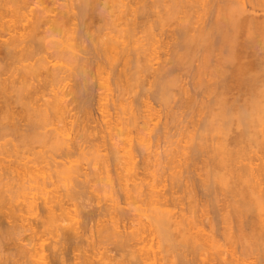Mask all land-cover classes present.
<instances>
[{"label": "rangeland", "instance_id": "374dc122", "mask_svg": "<svg viewBox=\"0 0 264 264\" xmlns=\"http://www.w3.org/2000/svg\"><path fill=\"white\" fill-rule=\"evenodd\" d=\"M69 1H71V2H69ZM75 1V2H74ZM101 1V2H100ZM146 1V2H145ZM148 1V2H147ZM154 0H144V3H143V7H140L138 10L140 11V13H139V11H137L136 13L137 14H135V18H140L141 19V21H139V22H141V23H139V24H137L138 26V30L136 29V31L135 32H137L138 31V33L137 34H134L136 37V39L133 37V39L131 40V42H132V45L134 44L133 43V41H135V42H137V44L139 45V46H141V44H143V46H142V49L140 48H137L138 50H136V52H133V51H135V50H133V49H135L136 47H135V45L134 46H132V45H130L129 46V48L130 47H132V50H130V53H131V51H132V53H131V56L133 57H131V56H129V54L127 55V57H130V59H129V63L127 62V60L126 59H122V58H127V57H124V56H126V55H124L123 56V53H119L120 55H121V57H119L120 55L119 54H117V56L118 57H116V56H113L114 55V53H113V55L110 53V52H108L107 50L105 51V49H102L103 48V46L100 44L101 42V40H98L100 37V39H102V37L104 36V38H106V35H104L105 33H106V31L107 32H112V34L113 33H119L118 32V30H119V26L117 27L115 24H113L112 22H110V19H111V21H112V18H113V16H110L112 13H113V11H114V13L116 14V12L117 11H115L116 9L114 8L115 6H114V4L112 5V2H111V4H109L110 2H109V0H99V1H96L97 2V4L95 3V5H97V6H95V5H89V10H90V6L91 7H93L92 9V11L90 10H87L88 9V7H87V9L85 8V13L84 12H82L83 10V7L81 6L82 4L80 3V1L79 0H56V1H50V0H45L44 2L42 1V3L41 4H39V6H46L47 7V9H48V14H50L51 16H49L50 18H52V16L56 13V14H58V11H59V7H62L63 5L66 7V8H61V9H67L68 7L70 8V6H71V9H68V11H67V13H68V15H69V18H67V20H69V21H67L68 22V24H71V25H69L70 27V35L72 34V29H75V30H73V32H75L74 34H72L73 35V37H74V39L73 40H71V41H74V40H76L77 42H71L70 41V39H69V41L74 45V44H76V45H78V47L77 48H74V50L78 53V51H79V54H77L76 52H75V56H77L78 55V58H76V60L78 61V60H80V61H78V63L80 62V63H82L81 64V68H79V66H80V63L79 64H77L76 66H77V68H79L80 70H78V71H71V73H74L73 75L69 72V69H68V72L66 71V70H64V72L66 71L68 74H70L71 76V78L69 77L68 79H70V80H68V79H66V81L64 82L63 81V83H62V85L64 86H62L61 87V89H63V91H64V94H66V97L65 98H67V103H68V110H70V111H68V112H70L71 113V115L69 114V113H67V114H69V115H67V116H69V117H65V120H67L68 122L66 123L65 122V120H64V122L66 123V124H64L62 121H58L57 120V118L56 117H54V116H50V118L49 119H46V121L45 122H42V123H40V124H38L36 127H30L28 124H25L26 123V121H25V118H23L22 119V117L23 116H21L20 114V116L19 115H17L16 117L17 118H19L20 117V119H18V120H13L12 118H10V120L11 121H15V124H17L18 125V127H20L17 131L16 130H10V129H8L7 130V132L8 133H6V131L4 132V131H0V145L2 146H0V160L1 161H3V162H1L0 161V172L3 174V176L4 177H1V178H3V180H1V181H5V182H12V186H14L12 189V191H11V193H8L9 191H7V190H5L4 191V195H3V197H1L0 198V220H2L0 223V243H1V246H0V262H2L1 264H18V263H20L21 264V262L23 263L24 261L23 260H25V258H23V259H19L20 257L19 256H16V255H18V253L16 254V253H14V255L16 256V259L14 258L15 256H13L12 255V252H15L14 250H16L17 251V249L16 248H18V246L20 245V244H22L23 242L24 243H30V241H31V244H32V239L34 238V237H36V235L39 237H37V238H34V240L36 241V242H34V243H38V244H40L41 242H43L42 243V245L40 244V247L41 248H43L42 249V251H43V253H44V259H42L43 261L44 260H46L47 259V261H48V263H47V261H46V263L47 264H56L57 262L56 261H58V262H62V264H96V263H99V261L101 260V259H103L104 260V262L102 261V263L104 264V263H106V264H114V262H116L115 264H117L118 263V261H119V263L118 264H120V263H123V264H138L139 263V261L140 260H137L138 261V263H136L137 261H136V259H139V256L138 257H135L137 254H138V252L135 250L136 248H137V246H139V245H137V244H135V242H134V240H130L131 242H133L132 244L133 245H131L130 243H129V245H130V247H129V245H128V243L127 244H125V247H124V245H122V246H117V245H119V243H118V241H112V239H113V237H112V239H103L101 236L104 234V232H102V235H100V237L102 238V240H100V237H99V239H98V233H99V230H100V228L102 227V225H100L99 227H98V233H96V228H97V225H98V223L99 222H101V224L103 223V222H106V223H109V225L108 226H111L110 225V223L113 221V224H115L116 222L115 221H119L118 223H116V225H118V229L119 230H123V229H125V230H127V231H131L132 229H135L136 228V226L138 225V223H141V225L142 224H144V225H142V228H143V226H144V230H140V231H144L142 234L143 235H145V238H144V242H146L147 243V245L148 246H151V243H152V246H151V248H152V250L154 249V248H156L154 251H155V255H156V261H158L157 263L158 264H183L182 262H184L183 260L185 259V260H187V259H190V262H189V260H188V262L190 263V264H209L210 263V258H211V260L213 259V257H215V253L217 252L218 254L216 255V257H215V259H213V261H215L216 263L215 264H236V263H240V264H264V250L262 249L263 247H264V237H262V236H264L263 235V231H264V223H263V221H264V211L262 212H257L256 213V211H255V209L253 208V210H254V212H252L253 213V216H252V213H250L251 211L249 210V212H247V214L248 215H250V217L249 216H247L246 217V214H244L245 216L243 217L242 216V221L241 222H238V220H237V218H234L235 217V215L233 214V212L230 210V216H231V219L230 220H225L223 217V219H221V216L224 214V213H226L227 211L225 210V207H226V209H227V207H230V205L229 204H231V202L233 201V204H236L237 202H235L234 201V199L236 200V198L238 199V196L235 194L234 196H237V197H235V198H233V194H234V192L232 191V194L229 192L228 193V191L230 190V188H231V186L233 187V185H231L230 187H229V189L228 188H226L227 189V192H225L223 189H222V187H223V185L222 184H220L219 182H218V184H216L215 183V185H214V183L213 184H211V182H210V184H211V187H213L212 189H214V191H212L211 192V189H209L207 186V188L205 189V179H206V182H208L209 183V181H207V177L205 178L204 176L206 175H208L207 174V171H206V173L205 174H203V179L201 178L202 177V172H201V170L202 169H204L205 168V164H208L211 160L210 159H212V154H208V153H211L210 151H207L210 147H214L215 148V146H218V144L219 143H221L222 144V140H218V139H220V137H222L223 139H225L226 140V138H228L227 139V141L226 142H228L229 143V148H231L232 150H231V154L233 155H235L236 153L235 152H238V154H236L234 157H236V160L238 159V157L239 156H241L242 154L244 155L242 158L244 159H242V158H240L239 157V160H241V162L242 163H240V164H243L244 165V167L246 168V166H245V163H243V162H246L248 165H249V163H252L251 164V166H250V168L252 167V168H255L254 170L255 171H260V169L261 168H263V167H260V169H258V170H256V167H259L260 165H262L263 163H264V131H263V129H264V119L263 120H261V121H263V122H260V124L258 125V122H256L257 123V127H253L254 129H257V134H255L252 138L254 139V137H255V139L254 140H256L255 141V143H254V141H253V143H252V141L250 140V142H247V146L245 147L244 145H246V144H243V142H244V139H242V142H239V141H241V138L240 137H238L239 136V134L241 133L238 129H247L248 128V130H249V128H250V125L248 124V123H245V122H241L240 121V123H239V125H241L242 127L241 128H239L238 126V122L236 121H234V118L236 117H233L234 115V113L237 111V108L238 109H240L239 108V106H240V104L238 105L237 103L239 102V103H241L242 101L243 102H245L246 101V96H247V94H246V92H247V90H246V92L244 91V90H240V88H237V87H239V86H236L235 84V86H234V88H233V86L232 87H230V93L229 92H227L226 93V91L225 90H219L218 89V87L220 86V83H222V82H220V78H218V79H214V77H213V79L211 80V76H209V74H208V72H207V69L205 70L206 72H204V73H206L209 77H210V79L208 80V76H206V74H204L203 72V75H202V73L201 72H199V69H197V68H200L199 67V65H201V63H202V54H204L203 52H202V48H198L197 50H196V52H195V50H193L194 51V54H193V52H192V54H193V57L191 56H187V57H185V58H183L181 61H179L178 60V62H177V58L175 59V54L176 53H179V51L181 52H183V49H181L180 48V38H181V28L179 29V27L182 25L181 23H183V24H187V28H186V31L187 32H189V33H187V35L189 34H192L191 32L192 31H194V32H197L198 30H199V28L200 27H202V28H200V29H203V28H205V27H208L207 25H209L210 26V23H209V20L211 21V23H212V21L214 20V17H216V15L218 14V11L221 9H223V8H221V7H223V5H225V6H227L226 4H228L229 5V1H225L224 0V3H223V5H222V2H223V0L222 1H220L219 0V2H218V0L216 1V0H191L190 2H188L189 3V5H188V3H186L187 4V6H186V4H184V6L185 7H181V6H179V8H178V12L176 11V10H174L175 11V13L173 12V14L171 13L170 15H169V8L171 7V5H172V0H169L170 2H168V0L167 1H162V0H156V1H154ZM231 1V0H230ZM235 0H232L230 3H233ZM237 1V0H236ZM241 1V0H240ZM239 0H238V2H240ZM243 1H245L244 2V4H245V11H244V13L247 11V9H248V11H250L249 13H251V12H253V13H251V15L253 16V14H254V16L255 15H257L256 17H258V16H261L262 15V17H264V0H254V1H256V3L254 4L253 2V0H243ZM246 1H248V2H246ZM250 1V2H249ZM150 2V4H148ZM201 2V3H200ZM204 2V3H203ZM226 2V3H225ZM153 3V4H152ZM156 3V4H155ZM167 3V4H166ZM169 3V4H168ZM219 3V4H218ZM241 3V2H240ZM68 4V5H67ZM79 4V5H78ZM81 4V5H80ZM140 4V3H139ZM147 4L149 5V6H147ZM152 4V5H151ZM192 4V5H191ZM203 4V5H202ZM215 4V5H214ZM233 4H236V3H233ZM70 5V6H69ZM73 5V6H72ZM105 7H104V6ZM112 5V6H111ZM183 5V4H182ZM217 5V6H216ZM221 5V6H220ZM230 5H232V4H230ZM237 5H238V3H237ZM34 4L33 5H30L29 7H32V9L33 8H37L36 6H38V3H37V5L36 6H34ZM68 6V7H67ZM95 6V7H94ZM102 6V7H101ZM140 6H141V4H140ZM151 6V7H150ZM169 6V7H168ZM213 6V7H212ZM224 6V7H225ZM233 6V5H232ZM104 7V9H102ZM110 7H111V9H110ZM189 7H191V8H189ZM202 7V8H201ZM210 7V8H209ZM216 7V8H215ZM218 7V8H217ZM234 7V6H233ZM28 8V7H27ZM75 8V9H74ZM96 8H98L99 10H100V8H101V10L100 11H103V16L101 15V13L99 14V13H96V12H98L99 10H96ZM115 10H114V9ZM141 8H142V10H141ZM149 8V9H148ZM186 8H189V9H187L186 10ZM204 8V9H203ZM214 8H215V10H214ZM220 8V9H219ZM226 8V7H225ZM28 9H31V8H28ZM34 9V10H35ZM60 9V10H61ZM113 9V10H112ZM146 9V10H145ZM168 9V10H167ZM198 9V10H197ZM201 9V10H200ZM211 9V10H210ZM217 9V10H216ZM34 10H33V12H34ZM76 10V11H75ZM95 10V11H94ZM108 12H106V11ZM144 10V11H143ZM158 10V11H157ZM184 11V13L182 12V11ZM220 10V11H221ZM36 11H37V9H36ZM35 11V13L34 14H36V13H38V12H36ZM88 11V12H87ZM99 11V12H100ZM105 11V12H104ZM146 11V12H145ZM152 11V12H151ZM165 11V12H164ZM182 13H181V12ZM248 11L246 12L247 14H248ZM90 12H92V14L90 13ZM95 12V13H94ZM112 12V13H111ZM204 12V13H203ZM88 13H90V16H88ZM104 13H106V14H104ZM109 13H111V14H109ZM144 13H146L145 15H144ZM147 13H149L148 15H147ZM157 13V14H156ZM165 13H166V15H165ZM178 14V17H177V14ZM179 13H181V15L179 14ZM186 13H187V15H186ZM214 13H217V14H214ZM246 13L244 14V15H246ZM115 14H114V16H115ZM140 14H142V15H140ZM156 14V15H155ZM67 15V14H66ZM68 15L66 16V17H68ZM82 17H81V16ZM83 15H84V17H83ZM94 15H95V17H94ZM101 15V16H100ZM106 15V16H105ZM109 15V16H108ZM139 15H140V17H139ZM164 15H165V17H164ZM172 15H174V16H172ZM180 15V16H179ZM213 15H215V16H213ZM250 15V14H249ZM250 15V16H251ZM93 16V17H92ZM104 16L105 17H107V18H104ZM145 16H146V18H145ZM158 16V17H157ZM167 16H169V18L167 17ZM175 16H176V18H175ZM185 16V17H184ZM208 16H210V17H208ZM91 17V18H90ZM101 17H102V19H105V20H102L101 19ZM108 17H110V18H108ZM144 17V18H143ZM159 17H161V18H159ZM170 17H173V18H170ZM181 17H184V18H181ZM189 17V18H188ZM74 18V20L72 21V19ZM88 20H87V19ZM136 19V21H138L139 19ZM149 18H150V20H149ZM154 18H156V19H158V20H156V19H154ZM162 18H165V19H163V21H161L160 19H162ZM178 18V19H177ZM181 18V19H180ZM210 18V19H209ZM81 19V20H80ZM92 19V20H91ZM106 19H107V21H106ZM147 19V20H146ZM167 19H168V21H167ZM170 19H172V20H170ZM175 19H177V20H175ZM185 19V20H184ZM188 19V20H187ZM142 20L145 22H143V24H142ZM148 20H149V23H148ZM156 20V21H155ZM174 20V21H173ZM184 20V21H183ZM26 20H22V22H20V24L18 25V31H23L24 29V27L28 24V22L29 21H26ZM78 21V22H77ZM81 21H82V23H81ZM99 21V22H98ZM101 21V22H100ZM104 21V22H103ZM155 21V22H154ZM161 21V22H160ZM165 21V22H164ZM183 21V22H182ZM186 21V22H185ZM50 22V21H49ZM49 22H46V26H47V28H49L48 26H52V25H49L50 23ZM67 22H66V24H67ZM69 22H71V23H69ZM173 22V23H172ZM190 22V23H189ZM202 22V23H201ZM207 22H208V24H207ZM24 23V24H23ZM48 23V24H47ZM105 23V24H104ZM112 25V28L110 27L111 25ZM138 23V22H137ZM148 23V24H147ZM152 23V24H151ZM159 23H161L160 25H159ZM180 23V24H179ZM88 24V25H87ZM99 24V25H98ZM107 24V25H106ZM144 25V26H141V25ZM147 24V25H146ZM179 24V25H178ZM207 24V25H206ZM24 25V27L22 28V26ZM73 25H75V26H73ZM98 25V26H97ZM139 25H140V27H139ZM44 26V25H43ZM45 26V27H46ZM66 26V25H65ZM68 26V25H67ZM82 26H83V28H82ZM96 26L98 27V28H96ZM102 26V27H101ZM105 26V27H104ZM108 26H109V29H108ZM115 26V27H114ZM177 26V27H176ZM204 26V27H203ZM84 27H85V29H84ZM114 27V28H113ZM150 27H151V29H150ZM183 27V26H182ZM0 28H2V31H4L5 29H4V27H0ZM6 28V27H5ZM27 28V27H26ZM44 27H42V29H43ZM64 28H66V27H63L62 29H64ZM106 28V29H105ZM145 28H146V30H145ZM188 28H191V32H190V30H188ZM196 28H198V30H196ZM4 29V30H3ZM23 29V30H22ZM44 29H46V28H44ZM59 30V31H57V33H54V32H56V31H53V32H50V30L46 33L44 30L42 31V34L40 33L39 34V36L41 35V37H39V38H42V39H44V37L46 36V38L45 39H47V40H49L50 39V36H51V39L52 38H59V37H62V34L64 33V31L65 30ZM67 29V28H66ZM96 29V30H95ZM100 29V30H99ZM108 29V30H107ZM110 29H113V30H110ZM140 29V30H139ZM79 30V31H78ZM87 30V31H86ZM98 30V31H97ZM105 30V31H104ZM116 30V31H115ZM150 30V31H149ZM153 30V31H152ZM165 30V31H164ZM174 30V31H173ZM176 30V31H175ZM1 30H0V38H3V37H8L9 36V33H7V34H5L7 31H4L5 33H3ZM17 31V32H18ZM24 31H26V29L24 30ZM52 31V30H51ZM62 31V32H61ZM83 31H85V32H83ZM101 31V32H100ZM115 31V32H114ZM119 31H121L122 32V30H119ZM146 31V32H145ZM157 31V32H156ZM45 34H44V33ZM51 34H50V33ZM81 32V33H80ZM92 32V33H91ZM109 32V34H111ZM155 32V33H154ZM180 34H179V33ZM193 32V33H194ZM3 33V34H2ZM62 33V34H61ZM104 33V34H103ZM141 33H142V35H141ZM150 33V34H149ZM152 33H154V34H152ZM179 35H178V34ZM50 34V35H49ZM55 34H57L58 36H56L55 37ZM65 34H67L68 36H70L69 35V33L68 32H66ZM76 34V35H75ZM83 36H82V35ZM97 34H98V36H97ZM149 36H148V35ZM157 34H158V36H157ZM64 35V34H63ZM66 35V36H67ZM78 35V36H77ZM92 35H95V36H93L92 37ZM101 35V36H100ZM103 35V36H102ZM2 36V37H1ZM82 37L81 38V40H80V38L79 37ZM139 36V37H138ZM5 38V39H8V38ZM10 37V36H9ZM64 37H65V35H64ZM70 37H72V36H70ZM180 37V38H179ZM39 38H37V40L39 39ZM63 38V37H62ZM66 38V37H65ZM85 38V39H84ZM94 38H95V40H94ZM139 38V39H138ZM169 38V39H168ZM175 38H176V40H175ZM50 39V40H51ZM79 41H78V40ZM83 39V40H82ZM90 39V40H89ZM135 39V40H134ZM159 39V40H158ZM172 39V40H171ZM241 39H242V37H241ZM53 40V39H52ZM89 40V41H88ZM98 40V41H97ZM137 40V41H136ZM144 40V41H143ZM151 40H152V42H151ZM39 41V40H38ZM42 41V40H41ZM40 41V42H41ZM44 41V40H43ZM147 41V42H146ZM162 41V42H161ZM79 42V43H78ZM93 42V43H92ZM95 42V43H94ZM154 42V43H153ZM29 43V42H28ZM33 43H34V45L36 44L34 41H33ZM83 43V44H82ZM157 43V44H156ZM160 43V44H159ZM170 43V44H169ZM152 44V45H151ZM177 44V45H176ZM92 45V46H91ZM97 45V46H96ZM99 45V46H98ZM158 45H159V47H158ZM166 45V46H165ZM168 45V46H167ZM171 45V46H170ZM89 46V47H88ZM137 46V45H136ZM139 46H137V47H139ZM176 46H178V47H176ZM73 47H75V46H73ZM98 47H99V49H100V51H99V49H98ZM102 47V48H101ZM147 47V48H146ZM150 47V48H149ZM156 47V48H155ZM166 47L168 48V49H166ZM41 48V47H40ZM45 49V47L42 45V48H41V51L40 52H38V53H36L35 54V56H34V58L33 59H28V60H25L24 61V63H28V62H35V61H37V60H35V58L36 59H51V54H50V51H48V50H50V49H46V50H44ZM80 48V49H79ZM84 48V49H83ZM143 48H146V49H144L143 50ZM149 48V49H148ZM152 48V49H151ZM153 48H155V49H153ZM177 50H176V49ZM197 48V47H196ZM90 49V50H89ZM97 49V50H96ZM131 49V48H130ZM148 49V50H147ZM195 49V48H194ZM220 49L221 48H219V49H217L218 50V52H217V50H215V52H213L212 53V56H211V58H210V56H209V58L210 59H214L215 58V55L217 54V53H219V54H217V57L218 56H220L221 55V52H222V55H223V53H225V52H223L222 50L223 49H221V52H219L220 51ZM43 50V51H42ZM81 50V51H80ZM84 50H85V52H84ZM141 50H143V53L141 52ZM150 50V51H149ZM201 50V51H200ZM47 51V52H46ZM90 51V52H89ZM95 51V52H94ZM137 51H138V53L140 52L141 53V55L140 56H138V54H136L137 53ZM154 51V52H153ZM156 51V52H155ZM174 53H172V52ZM86 52H88V53H86ZM94 52V53H93ZM101 52V53H100ZM151 52V53H150ZM197 52H198V54H197ZM202 52V53H201ZM96 53V54H95ZM104 55H103V54ZM106 53H109V54H106ZM133 53H134V55H137L139 58L141 57V60L139 61H137L138 63H136V60L135 61H133L134 59H136V57L137 56H135V58H134V55H133ZM144 53H145V56H144ZM245 53V52H244ZM77 54V55H76ZM83 54V55H82ZM112 55V57H111V55ZM143 54V55H142ZM97 55H99V56H97ZM107 55H109L108 57L109 58H111V59H114V60H109V58H107L106 56ZM174 56L173 58L171 57V56ZM214 55V56H213ZM97 56V57H96ZM123 56V57H122ZM39 57V58H38ZM42 57V58H41ZM81 57V58H80ZM87 57V58H86ZM106 57V58H105ZM114 57H116V58H114ZM150 57V58H149ZM170 57V58H169ZM188 57H190V58H188ZM195 57H198V58H196L195 59ZM213 57V58H212ZM84 58V59H83ZM96 58V59H95ZM105 58V59H104ZM138 58V59H139ZM246 58V59H245ZM245 60H247V58H249V57H247V56H245ZM120 59V60H119ZM185 59V60H184ZM188 59H189V61H188ZM192 59H195V60H192ZM210 59H209V61H210ZM95 60V61H94ZM107 60V61H106ZM109 60V61H108ZM149 60V61H148ZM173 60V61H172ZM174 60H176V62L174 61ZM199 62H197V61ZM215 60H216V58L214 59V60H212V62H213V64H214V62H215ZM76 61V62H77ZM82 61V62H81ZM91 61V62H90ZM118 62V63H116V62ZM186 61V62H185ZM188 61V62H187ZM192 61V62H191ZM96 62V63H95ZM99 62V63H98ZM101 62V63H100ZM110 62H112V63H110ZM114 62V63H113ZM135 62V63H134ZM167 62V63H166ZM191 62V63H190ZM212 62L210 61V63L212 64ZM84 63V64H83ZM90 63V64H89ZM92 63V64H91ZM102 63H103V65H102ZM108 63V64H107ZM126 63H128V64H126ZM132 63H134L136 66H134V64H132ZM152 63V64H151ZM165 63V64H164ZM183 64L182 66L181 65H179V64ZM98 64L100 65V67L98 66ZM106 64V65H105ZM117 64H119V65H117ZM142 64V65H141ZM91 65V66H90ZM93 65V66H92ZM108 65H110V66H108ZM112 65V66H111ZM143 65H147V66H143ZM179 65V66H178ZM186 65H187V67H186ZM84 66V67H83ZM86 66V67H85ZM94 66H96L95 68H94ZM104 67L103 69H101L102 67ZM115 66V68L114 69H112L113 67ZM141 66L142 67H144L145 69H143V68H141ZM188 66H190V67H188ZM197 66V67H196ZM107 67H109V68H111V69H109V68H107ZM136 67V68H135ZM138 67V68H137ZM181 67V68H180ZM209 67V66H208ZM207 67V68H208ZM83 68V69H82ZM84 68H85V70H84ZM90 68V69H89ZM98 68V69H97ZM127 69V71H126V69ZM142 70H141V69ZM211 68V67H210ZM82 69V70H81ZM94 69H95V71H94ZM139 69V70H138ZM147 69V70H146ZM149 69V70H148ZM160 69H161V71H160ZM209 69V68H208ZM62 70V69H61ZM89 72H88V71ZM94 72H93V71ZM97 70V71H96ZM101 70V71H100ZM105 70L107 71V73L105 72ZM109 70H110V72H109ZM114 70V71H113ZM143 70H144V72H143ZM158 70V71H157ZM167 71V73L165 72V71ZM188 70V71H187ZM192 70V71H191ZM194 70H195V73H194ZM197 70H198V73H197ZM18 71V70H17ZM80 71V72H79ZM85 72L84 73V75L85 76H81L80 74H82V72ZM91 71V72H90ZM101 72L102 73V76L105 78H103L104 79V83H101V81H100V78H102V77H100L99 78V76L101 75V73H100V75H97V73L99 74V72ZM135 71V72H134ZM140 71V72H139ZM164 71V72H163ZM229 71V73H231L230 72V70H228ZM63 72V71H62ZM63 72V73H64ZM66 72H65V75H66ZM76 72H77V75H76ZM104 72H105V74H104ZM118 72H120V74L121 75H123V76H121V78H119L118 77ZM128 72V73H127ZM164 73V75H163V73ZM226 72V71H225ZM89 73V74H88ZM109 73V74H108ZM132 73V74H131ZM137 73V74H136ZM162 75H161V74ZM169 73V74H168ZM199 73H201V75L199 74ZM228 73V72H227ZM226 73V74H227ZM228 73V74H229ZM106 74L108 75V83H110L109 85L110 86H108V85H103V84H105L106 82H107V80H106ZM119 74V75H120ZM124 74H126V76L128 77V79H127V77L124 75ZM167 74V75H166ZM191 74V75H190ZM193 74V75H192ZM195 74H197L196 75V77H195ZM225 73L223 74L224 76L226 75ZM226 75L227 77H228V80H230L231 81V83L230 84H233V82H232V77L230 76L231 74H229V75ZM64 75V74H63ZM64 75V76H65ZM83 75V74H82ZM90 75V76H89ZM117 75V76H116ZM134 75V76H133ZM138 75V76H137ZM67 77L69 76V75H66ZM65 76V77H66ZM76 76V77H75ZM80 76V77H79ZM92 76H93V78H92ZM115 76V77H114ZM158 76V77H157ZM193 76V77H192ZM199 76H202V77H204V78H206L207 80H205L204 78V80L203 81H205L204 83H203V86H202V84H201V87H200V89H199V87L197 86L198 84H200L199 82H201L202 81V79L199 77ZM206 76V77H205ZM224 77V82L227 80V77ZM39 77V76H38ZM37 77V78H38ZM40 77H41V75H40ZM65 77H64V80H65ZM66 77V78H67ZM84 77V78H83ZM130 77V78H129ZM160 77H164L163 79H164V81H161V80H163L162 78H160ZM172 79H171V78ZM219 77H221V76H219ZM232 79H230V78ZM79 80V81H77V79ZM83 78V80H81ZM109 78L111 79V81L109 80ZM115 78V79H114ZM117 78V79H116ZM142 78V79H141ZM165 78H166V80H165ZM177 78V79H176ZM193 78V79H192ZM195 78H197V79H195ZM201 79V81H199L200 79ZM73 79V80H72ZM87 79H89V80H87ZM122 79V80H121ZM125 79V81H123ZM127 79V80H126ZM135 79V80H134ZM158 79V80H157ZM171 80V82H170V80ZM176 79V80H175ZM199 79V80H198ZM220 79V80H219ZM119 80V81H118ZM160 80V81H159ZM168 80V81H167ZM178 80V81H177ZM196 80H198V81H196ZM211 80V81H210ZM216 80H218L219 81V85L218 84H216V83H214V81H216ZM228 80H227V82H228ZM93 81V82H92ZM106 81V82H105ZM121 81H123V82H121ZM129 81V82H128ZM165 81H167V82H165ZM176 82V83H174V82ZM197 83H196V82ZM207 81H209V82H207ZM217 81V82H218ZM222 81V80H221ZM229 81V82H230ZM78 82H79V84H78ZM82 82V83H81ZM88 82V83H87ZM92 82V83H91ZM114 82V83H113ZM119 82H120V84H119ZM125 82H126V84H128V85H126L125 84ZM132 82V83H131ZM137 82V83H136ZM142 82V83H141ZM158 82V83H157ZM169 82V83H168ZM196 84H195V83ZM212 82V83H211ZM264 82V80L262 81V82H260V83H263ZM86 83V84H85ZM131 83V84H130ZM136 83V84H135ZM155 83V84H154ZM161 83H168L167 85L165 84V87L162 85H160ZM171 83V84H170ZM209 83H211L210 85H213V87L215 86V84H216V89L219 91V93H221V95H222V93H224L223 94V96L225 95V94H227L226 95V97L225 98H233V99H235L236 98V100H234V101H236L237 103V105H235L234 103L232 104V105H234V106H232L230 103H228V104H230V105H228V104H226V105H228V106H230V109H228V111L229 110H232L231 112H234V113H232V115H230L229 113H228V116H221V115H219L218 113H216V112H218V111H216V110H218L219 108V106L216 108V110H214L212 107H211V109H213L214 111H216V112H214V113H211L212 114V121L214 122V124L218 121V122H220L219 124H221L222 126H223V124H228V126L227 125H224L223 126V128L225 127L226 128V131H225V134H226V138L225 137H223L224 136V132L222 133V131H221V135L222 136H220V132H219V134L217 133V131L216 130H218V128L216 129V126H212V127H215V130L214 131H212V129H210L209 131V134L207 135V133H206V129L205 128H203L204 126H203V124L205 125V123H201V122H205V119L208 117V115L210 116V113L209 112H211V111H209L207 108H209V107H207V108H205V104L204 103H206V106L209 104L208 102H210L211 100H214V99H216V97H214V93H215V90L216 89H214L212 86L211 87H209L210 89H211V91H213V92H211L210 91V89L207 87V85L206 84H209ZM214 83V84H213ZM76 84V85H75ZM117 84H119V85H117ZM125 84L126 85V87L124 88L123 87V85ZM193 84V85H192ZM75 85V86H74ZM85 85V86H84ZM124 85V86H125ZM158 85H160V86H158ZM168 85H172V87L170 88ZM173 85H175V86H173ZM218 85V86H217ZM262 85L263 84H261V87H262ZM103 86V87H102ZM108 86V87H110V88H106V87ZM122 86V87H121ZM155 86H158V88L156 87V89H155ZM166 86H168L167 87V90L165 89L166 88ZM71 87H73V90H72V88ZM86 87V88H85ZM91 87V88H90ZM113 87V88H112ZM174 87V88H173ZM181 87H182V89H181ZM198 87V88H197ZM204 87H206V88H204ZM221 87V86H220ZM146 88V89H145ZM153 88V89H152ZM160 88V89H159ZM170 88V89H169ZM180 88V89H179ZM191 88H193V89H191ZM196 88V89H195ZM88 89V90H87ZM91 89V90H90ZM109 89V90H108ZM154 89H155V91H154ZM161 89L163 90V91H161ZM185 89V90H184ZM191 89V90H190ZM205 89V90H204ZM221 89V88H220ZM240 91V93L239 92H237L238 90ZM242 89V88H241ZM244 89V88H243ZM71 90V91H70ZM142 90H144V92L142 91ZM148 90V91H147ZM158 90H160L161 92L159 93L158 92ZM165 90V91H164ZM179 90V91H178ZM182 90V92L180 93V91ZM201 90H204V91H201ZM208 90V91H207ZM228 89H227V91H229ZM66 91H67V93H66ZM74 91V92H73ZM92 91V92H91ZM155 92V93H153V92ZM171 91H173V93L171 92ZM185 91H187V92H185ZM197 91V92H196ZM198 91H200V92H202V93H200V92H198ZM210 91V92H209ZM218 91H217V93H218ZM220 91H222V92H220ZM242 91H244V92H242ZM76 92V93H75ZM107 92V93H106ZM147 92L149 93V94H147ZM165 92H169V94L168 93H166V95L168 96L169 95V97L171 96V99L172 100H168V98L166 97V95H165ZM185 92V93H184ZM205 92V93H204ZM207 92H209L208 94H207ZM233 92V93H232ZM235 92V93H234ZM243 94H242V93ZM158 93L162 96H158L159 97V99H158V97L156 96V95H158ZM172 93V94H171ZM178 93H180V95L178 94ZM183 93V94H182ZM204 93V94H203ZM212 93V94H211ZM217 93H215V95L216 96H218V94ZM238 93V94H237ZM68 94V95H67ZM106 94H108L107 95V97H108V101H107V98L106 97H104ZM110 94V95H109ZM111 94H112V96H111ZM146 94V95H145ZM152 94V95H151ZM211 94V95H210ZM245 94V97L243 96ZM73 95H76V97L75 96H73ZM82 95V96H81ZM119 95V96H118ZM138 95V96H137ZM175 95V96H174ZM185 95V96H184ZM187 95V96H186ZM193 95V97H191ZM203 95V96H202ZM208 95V96H207ZM220 95V96H221ZM234 95H235V97H234ZM240 95V96H239ZM78 96L80 97L79 99H78ZM103 96V97H102ZM109 96H111V97H109ZM114 96H116L114 99H116V101H117V99H119L120 97V101H122L123 99L125 100H128L129 102H130V104H129V102L127 101H125V103H123V102H121V103H123V104H125V106L126 107H128L127 109H125L124 110V108H126L124 105H123V107L124 108H119V106L117 107L114 103L112 104V102L113 101H115L114 99H113V97ZM146 96V97H145ZM156 96V97H155ZM180 96H181V98H180ZM237 96V97H236ZM12 97V96H11ZM46 97L48 98V95L46 94L45 96H43L42 98H44V99H46ZM74 97H75V99H74ZM101 97H102V99L104 98V100H102L101 99ZM123 97V98H122ZM145 97V98H144ZM166 97V98H165ZM173 97V98H172ZM185 97H187V98H185ZM197 97V98H196ZM203 97H204V99H203ZM210 97H214V99H212L211 98V100H210ZM240 97H241V99H240ZM41 98V99H42ZM50 98V97H49ZM82 98V99H81ZM110 98H112V99H110ZM140 98V99H139ZM147 98H149V99H147ZM160 98H161V100L163 101V104H162V101L160 100ZM165 98V99H164ZM185 98V99H184ZM196 100L195 101V104H194V102L192 103V101L194 100V99ZM244 98V99H243ZM11 99V98H10ZM12 99H14V96H13V98ZM40 99V101L41 102H39V100H38V103H42L43 102V100H41ZM86 99V100H85ZM90 99V100H89ZM122 99V100H121ZM158 99V100H157ZM165 101H164V100ZM167 99V100H166ZM183 99H184V101H183ZM231 99H226L227 100V102H228V100H229V102H231L232 100ZM238 99V100H237ZM15 100V99H14ZM78 100V101H77ZM82 100V101H81ZM100 100H102V101H104V104H105V102H106V104H107V102H109V104H107L106 105V108L110 111L111 110V108H112V110L110 111V112H112L111 113V115L113 116H111V115H108L107 117H105V116H103L102 114H101V108H99L100 106H101V102L102 101H100ZM106 100V101H105ZM113 100V101H112ZM142 100H144V101H142ZM188 100V101H187ZM191 100V101H190ZM206 100H207V102H206ZM245 100V101H244ZM81 101V102H80ZM84 101H88L87 103L86 102H84ZM148 101V102H147ZM183 101V102H182ZM200 101H204L203 103H201L200 104ZM214 101H216V100H214ZM71 102V103H70ZM78 102V103H77ZM79 102L81 103V104H79ZM83 102V103H82ZM92 102V103H91ZM100 102V103H99ZM138 104H137V103ZM141 102H143V103H141ZM168 104H167V103ZM186 102H190L188 105L186 104ZM196 102H197V104L199 105V107H198V109L196 110V107L198 106H196ZM212 102V101H211ZM226 102V103H227ZM243 102H242V106H243ZM89 103V104H88ZM127 103V104H126ZM131 103H133V104H131ZM151 104L150 106H148V105H145V104ZM160 103V104H159ZM164 103H166V105H167V107L166 106H164L165 104ZM183 103V104H182ZM192 103V104H191ZM208 103V104H207ZM88 104V105H87ZM128 104H129V106H131V107H129L128 106ZM140 104V105H139ZM194 104V105H193ZM217 104H219V103H217ZM17 105V104H16ZM80 105V106H79ZM112 105V106H111ZM113 105H115L118 109H119V111H118V109L114 106V108L115 109H117V113H115L114 114V112H116V110L113 108ZM142 105V106H141ZM183 105V106H182ZM188 107H187V106ZM193 105V106H192ZM201 105V106H200ZM209 105H211V106H213L214 107V104L212 103V104H209ZM208 105V106H209ZM215 105H216V102H215ZM245 106L247 105V103L246 104H244ZM87 106V107H86ZM109 106H111L110 108H109ZM132 106H135L134 108H132ZM148 110V112H151V114L150 113H147V110L144 108V107ZM191 106V107H190ZM195 106V107H194ZM202 106H204L203 108H204V110L202 109ZM231 106L233 107V108H231ZM235 106H237V107H235ZM89 107V108H88ZM140 108V109H142V110H138V109H136V108ZM149 107H151V109L149 108ZM181 107V108H180ZM241 107V106H240ZM16 108H20L19 106H17ZM81 108H82V110H81ZM85 108V109H84ZM129 108H131L132 109V111L131 112H133L134 113V111H135V109H136V112L135 113H137L136 115L135 114H132L131 112H129L130 111V109ZM155 108V109H154ZM247 108V107H246ZM121 109V110H120ZM152 110L153 109V111H150V110ZM177 109V110H176ZM188 109H190V110H188ZM205 109H206V113H207V111H208V113H207V117L206 118H203V117H205V115H206V113L204 114V112H205ZM236 109V111H234ZM242 109H243V107H242ZM18 110V109H17ZM79 110H80V112H79ZM113 110H115V111H113ZM124 110V111H123ZM169 110V111H168ZM174 110V111H173ZM197 112H196V111ZM212 110V111H213ZM243 110H245V109H243ZM125 111H127V112H125ZM142 111H144V113H145V115H144V113L142 112ZM202 111V113H200V112ZM85 112V113H84ZM87 112V113H86ZM122 112V113H121ZM124 112V113H123ZM131 113L130 115H129V113ZM139 112V113H138ZM140 112L141 113H143V114H140ZM153 112H155L154 114H152ZM173 114V112H175L176 113V115H172L171 113ZM239 113H241L242 112V110H241V112L240 111H238ZM238 112H236V113H238ZM81 115H80V114ZM158 113V114H157ZM170 114V117H169V114ZM174 113V114H175ZM177 113H179V115L177 114ZM198 113H200L199 115H197ZM235 113V115H237ZM84 114H86V115H84ZM123 114H125V115H123ZM127 114V115H126ZM166 114L168 115V117L166 116ZM218 114V115H217ZM88 115V116H87ZM101 115H102V118H105V119H102L101 118ZM143 115H144V117H143ZM156 115V116H155ZM197 115V116H196ZM201 115V116H200ZM79 116H80V118H79ZM86 116V117H85ZM110 116H111V118H110ZM115 116H117V117H115ZM136 116V117H135ZM148 116V117H147ZM152 116V117H151ZM173 116H175L174 118H172ZM195 116V117H194ZM203 116V117H202ZM53 117H54V119H53ZM109 117V118H108ZM129 117H131V118H129ZM135 119H134V118ZM146 117V118H145ZM237 117H238V115H237ZM264 117V116H263ZM262 117V118H263ZM55 118H56V120H55ZM75 118V119H74ZM113 118V119H112ZM119 118H120V120H119ZM153 118V119H152ZM167 118H172L171 120L173 121L174 119H176V121L174 120L173 122L172 121H170L169 119L167 120ZM51 119V120H50ZM71 119V120H70ZM74 119V120H73ZM81 120V121H79V120ZM117 119V120H116ZM144 119H145V121H144ZM149 119H151V120H149ZM202 119H204V121L202 120ZM19 120H20V122H19ZM23 120V121H22ZM84 120V121H83ZM103 120V121H102ZM107 122H106V121ZM108 120L110 121V123L111 124H113V122L114 121H116V126H117V129H116V126H115V128H114V125L115 124H113V125H111V126H113V131H112V129H108L107 130V128H112V127H110V123L108 122ZM133 120V121H132ZM164 120H166V121H164ZM196 120H198V121H196ZM201 120V121H200ZM208 120V119H207ZM210 120V119H209ZM208 120V121H209ZM235 120H236V118H235ZM49 123H48V122ZM70 121H72V123L70 122ZM120 121V122H119ZM122 121H123V123H125V124H123L122 123ZM127 121V122H126ZM136 121H137V123H136ZM216 121V122H215ZM239 121V120H238ZM7 122L10 124V123H12V122H10V121H7V119H6V124H7ZM20 124V123H23V124H21V125H19L18 123ZM52 122H53V124H52ZM69 122L71 123V124H69ZM75 122V123H74ZM80 122V123H79ZM135 122V123H134ZM139 122L141 123V124H139ZM164 122H166V123H164ZM105 123V124H104ZM107 123H108V126H107ZM115 123V122H114ZM149 123V124H148ZM199 123H201V125L199 124ZM210 123V122H209ZM234 123V124H233ZM261 123H263L262 125H261ZM8 124V126H10ZM62 124V125H61ZM73 124V125H72ZM119 124V125H118ZM160 124H162L161 126H160ZM163 124H165L164 126H163ZM198 124V125H197ZM213 124V125H214ZM232 126H231V125ZM63 125H65V126H63ZM72 126V128H69L70 126ZM122 125V126H121ZM134 125V126H133ZM169 125V126H168ZM211 125H212V123H211ZM217 125V124H216ZM249 125V127H247ZM252 125V124H251ZM254 125V124H253ZM252 125V126H253ZM261 125V126H260ZM25 126H26V128H25ZM45 126V127H44ZM68 127V130H67V133H66V139L68 140V139H70L69 141H74L73 139L74 138H76V140H78V138L81 140L80 142H82L83 141V143H81L82 145H83V147H82V145L80 146L81 148H79V149H77L78 147H76V149L75 148H69V149H67V148H65V147H62V148H60V147H58L57 149L54 147V146H52V147H54V149H55V151H52V147L50 146V143H51V141L54 143V139H57L60 135H62V133L65 135V132H66V128L65 127ZM85 126V127H84ZM144 126V127H143ZM145 126H147V128L146 129H148V130H146L145 131V129H143L142 131H140L141 129H139V128H145ZM167 126H168V128H167ZM192 126V127H191ZM196 126V127H195ZM198 126H201V128H202V131H205V132H202V133H205V134H203L202 135V133H201V128L199 127L198 128ZM227 126V127H226ZM237 126V127H236ZM251 126V127H252ZM256 126V125H255ZM62 127H64L65 129H63ZM78 127L79 128H81L82 127V129H78ZM101 127H103L102 129H101ZM105 127H107V128H105ZM126 127V128H125ZM134 127H136V130H135V128ZM137 127H138V129H137ZM149 127H150V129H149ZM159 127H161V128H159ZM205 127L206 128H208L207 127V123H206V125H205ZM210 127V126H209ZM218 127H219V125H218ZM228 127L230 128V130L228 129ZM236 127V128H235ZM246 127V128H245ZM58 128V129H57ZM83 128L84 129H86L85 131L83 130ZM121 128V129H120ZM165 128H167V129H165ZM187 128V129H186ZM197 128H198V130H197ZM221 128V127H220ZM238 128V129H237ZM260 128V129H259ZM262 128V129H261ZM26 129V130H25ZM61 129H63V130H65V131H63V130H61ZM114 129H116L117 130V135H119L118 134V132L120 133V134H122L123 135V132H124V135H123V137H127L128 136V138H130L129 136H131V138L133 137L134 139L133 140H131V143H132V147L130 148V151H134L133 152V158H132V161L130 160L131 158L130 157H128L129 159V161L130 162H128V163H131V164H129V169L127 168V161L125 162L126 163V165L124 164V159H127V154H125L124 155V153L126 152V151H123V150H121V149H116L114 146H113V144H111L112 143V141L110 140V138L112 139V137H110L113 133H116V131L114 130ZM161 129V131H159ZM164 129V130H163ZM190 129V130H189ZM200 129V130H199ZM203 129H205V130H203ZM209 129V128H208ZM207 129V130H208ZM237 129V130H236ZM252 129V128H251ZM27 130H32L31 132L32 133H34V134H36L37 132V135H36V137H34L33 138V136H35V135H31L32 133H29ZM38 130V131H37ZM47 131V132H44V131ZM61 130V131H60ZM71 130V131H70ZM79 130H83V131H79ZM102 130V131H101ZM111 130V131H110ZM119 130H121V131H119ZM124 130V131H123ZM129 131V132H127V131ZM149 130H151V131H149ZM188 130V131H187ZM192 130L194 131V130H196V134H198V131L201 133V134H198V135H201V136H205V138H204V140H203V138L201 137V139H202V143L203 144H205L206 143V145H203L202 143H200V144H202L203 145V147L201 148L202 149V151L204 150L205 152H207V156L208 157H204V155H206V153L205 152H201V154H200V152H198V156L200 157V158H198V156H195L194 154H190L189 152L191 151L190 150V148H189V146H187V145H189L190 143H192L193 142V140H192V142H189L188 140L191 138L192 139V137H194V135H193V132H192ZM220 130V129H219ZM224 130V129H223ZM229 131V133H228V131ZM259 130H261V131H259ZM43 131V132H42ZM73 131V132H72ZM78 131H79V133H78ZM90 131V132H89ZM107 131V132H106ZM108 131H110V132H113L111 135H107V134H109L108 133ZM115 131V132H114ZM136 131H140L141 133L142 132H148L147 133V135H146V133H144L146 136L144 137V139H146V140H144V139H142L143 137L142 136H144V135H142V136H140L138 133H136ZM166 131V132H165ZM170 131V132H169ZM238 131H239V134L237 135V133H238ZM243 131H245V130H243ZM251 131V130H250ZM250 131H249V133H250ZM256 130H253V132H255ZM25 132H28V134L31 136V137H27L28 139L30 138V140L31 141H29L28 139H25V140H23V137H24V135H28L27 133L25 134ZM52 132V133H51ZM69 132V133H68ZM72 134H71V133ZM76 132V133H75ZM82 132V133H81ZM126 132V133H125ZM131 132V133H130ZM187 132V133H186ZM189 132H192V133H190L189 135H188V133ZM236 132V135H234V133ZM252 132V131H251ZM3 133V134H2ZM23 133H24V135H23ZM58 133V134H57ZM59 133H61V134H59ZM89 133V134H88ZM105 133V134H104ZM212 133V134H211ZM231 133V134H230ZM245 133H247V134H245V136L247 137L246 139L247 140H249V139H251V137L250 136H252L253 135V133H252V135H250L249 133H248V131L246 132L245 131ZM22 134V135H21ZM40 134H41V137H43L42 138V140L43 141H41V137H40ZM68 134V135H67ZM69 134H71V135H69ZM79 134V135H78ZM84 134V135H83ZM86 134V135H85ZM125 134H130V135H126L125 136ZM160 134V135H159ZM162 134V135H161ZM170 134V135H169ZM213 134H214V137H213ZM219 136H217V135ZM4 135V136H3ZM9 135V136H8ZM17 135H19V136H17ZM43 135V136H42ZM51 135V136H50ZM75 135V136H74ZM103 137H102V136ZM137 135V137H135ZM138 135L140 136V137H142L141 138V141H140V137H139V141H137V139H138ZM166 135V136H165ZM186 135H188V136H186ZM192 135V136H191ZM207 135V136H206ZM212 135V136H211ZM231 135V136H230ZM236 136V137H234V138H232V136ZM258 135V136H257ZM260 135V136H259ZM12 136V137H11ZM20 136H22V138L20 137ZM63 136V135H62ZM69 136V137H68ZM71 136V137H70ZM121 136V135H120ZM197 135H195V137H196ZM216 136V137H215ZM230 136V137H229ZM12 139H11V138ZM46 137V138H45ZM64 137V138H65ZM102 137V138H101ZM107 137V138H106ZM122 137V136H121ZM168 137V138H167ZM194 137V139H196V138H200L199 136L198 137H196L195 138ZM211 137V138H210ZM7 138H10V140H11V142L13 143H11L10 142V140L9 139H7ZM31 138H33L35 141H32L33 139H31ZM38 138H39V141H38ZM45 138V139H44ZM60 138V137H59ZM84 138V139H83ZM109 138V139H108ZM130 138V139H131ZM137 138V139H136ZM210 138V139H209ZM221 138V139H222ZM232 138V139H231ZM239 138V139H238ZM245 138V137H244ZM19 139V140H18ZM49 139H51V140H49ZM65 139V140H66ZM72 139V140H71ZM100 139H102L101 141L103 142H101L100 141ZM150 139V140H149ZM186 139H187V141H186ZM190 139V140H191ZM246 139H245V143H246ZM257 139L259 140V142H258V145L256 146V144H257ZM9 140V141H8ZM21 140V141H20ZM66 140V141H67ZM135 140V141H134ZM143 140V141H142ZM147 140H148V143H147ZM197 140V139H196ZM211 140H214V141H211ZM219 142H218V141ZM45 141V142H44ZM79 141V140H78ZM99 141H100V143H99ZM139 142V143H137V142ZM198 141V140H197ZM29 142V143H28ZM42 142H44V143H42ZM98 142V143H97ZM145 142V143H144ZM189 142V143H188ZM225 142V143H226ZM261 142V143H260ZM15 143V144H14ZM17 143V144H16ZM21 143V144H20ZM96 143V144H95ZM104 143H106V144H104ZM141 143H144V144H141ZM199 143V142H198ZM224 143V142H223ZM6 144V145H5ZM28 144V145H27ZM32 144V145H31ZM52 144V143H51ZM110 144V145H109ZM147 144V145H146ZM250 144H252L251 145V147H250ZM21 145V146H20ZM100 145V146H99ZM146 145V146H145ZM185 145V146H184ZM25 146V147H24ZM26 146L27 147H29V148H27L26 149ZM48 146H49V148H48ZM134 146V147H133ZM183 146V147H182ZM186 146H187V148H186ZM200 146V145H199ZM198 146V148H200ZM204 146H206L208 149L207 150H205L206 148H204ZM249 146V147H248ZM22 147H24V149L23 150H21L22 149ZM148 147V148H147ZM185 147V148H184ZM83 148V149H82ZM84 148H85V150H84ZM128 148V147H127ZM180 148H182V149H180ZM185 150H184V149ZM204 148V149H203ZM213 148V149H214ZM248 148V149H247ZM42 149H44L43 151H42ZM141 149L143 150V151H141ZM178 149H179V151H178ZM189 149V150H188ZM196 149V148H195ZM201 149H200V151H201ZM211 149V148H210ZM209 149V150H210ZM40 150H41V152H40ZM47 150V151H46ZM76 150V151H75ZM117 150V151H116ZM119 150V151H118ZM172 150H174L173 152H171ZM197 150V149H196ZM195 150V151H196ZM212 150V149H211ZM217 150V149H216ZM216 150L214 149V152H216ZM60 151V152H59ZM78 151V152H77ZM178 151V152H177ZM187 153L188 151V153H189V155H187V156H185L186 155V153ZM193 151V150H192ZM191 151V152H192ZM198 151V150H197ZM241 153H240V152ZM3 152V153H2ZM40 152V153H39ZM53 152V153H52ZM69 152V153H68ZM87 153V155H86V153ZM119 152V153H118ZM123 152V153H122ZM132 152H130V154H132ZM170 154H169V153ZM177 152V153H176ZM179 152H181V154L183 155H180L179 154ZM214 152H212V153H214ZM24 153H25V155H24ZM114 153V154H113ZM127 153V152H126ZM193 153V152H192ZM197 153V152H196ZM204 155H203V154ZM240 153V154H239ZM15 154V155H14ZM69 154V155H68ZM129 154V153H128ZM136 154V155H135ZM12 155V156H11ZM127 155V156H126ZM135 155V156H134ZM167 155V156H166ZM170 155V156H169ZM173 155V156H172ZM175 155H179L178 156V158H177V156H175ZM200 155H202V156H200ZM218 155V154H217ZM217 155H216V157H217ZM232 155H231V157H232ZM7 156V157H6ZM117 156V157H116ZM126 156V157H125ZM182 156V157H181ZM191 156H194V157H192L191 158ZM211 156V157H210ZM214 156H215V154H214ZM27 157V158H26ZM30 157V158H29ZM104 157H106V159H105V162L106 163H104ZM118 157H120V158H118ZM122 157V158H121ZM125 157V158H124ZM171 157V160L169 159ZM174 157H176L175 158V160L177 159L178 161H175L174 160ZM202 157H204V158H202ZM216 157H214V159H216L217 161H219L218 159L219 158H216ZM218 157H220L219 155H218ZM233 157V158H234ZM110 160H109V159ZM113 158H114V160H113ZM120 159V160H118V159ZM184 158V159H183ZM185 158H186V161H187V163H188V165H189V167H188V169L190 168V172L187 174V172L188 171H186V170H188L185 166H186V161H185ZM190 158V159H189ZM205 158H206V160L208 161L207 163H206V160H205ZM247 158H249V160L247 159ZM3 159V160H2ZM5 159V160H4ZM14 159V160H13ZM116 159V160H115ZM135 159V160H134ZM169 159V160H168ZM189 159V160H188ZM197 159V160H196ZM203 159V160H202ZM214 159H213V161H211V162H214ZM232 159V158H231ZM230 159V160H231ZM73 160V161H72ZM101 160V161H100ZM174 160V161H173ZM180 160V161H179ZM183 160V161H182ZM193 160V161H192ZM196 160V161H195ZM210 160V161H209ZM215 160V162H217ZM5 161H7V162H5ZM31 161V162H30ZM69 161H71V163L69 162ZM77 161V162H76ZM103 161V162H102ZM109 161V162H108ZM119 161V162H118ZM188 161H192V163L194 162V164L192 165L191 163L189 164V162ZM197 161H199L200 163L201 162H204L205 161V163H201V164H203V165H201L200 163H198ZM226 161H229V159L228 160H226ZM233 163H232V165H230V166H232V168L231 167H228V166H226L227 168L226 169H233L234 171H236L237 169V171H239V169H241V171H243V166H242V168L240 167H237V166H240V165H238L239 164V162L240 161H238V163L235 161V158H234V160H231ZM36 162V163H35ZM63 162V164H61ZM67 162V163H66ZM73 162V163H72ZM75 162V163H74ZM115 162H117V164H115ZM135 163V165H133L134 163ZM178 162V163H177ZM183 162L185 163V164H183ZM230 162V161H229ZM229 162H226V164L228 163V164H231V162L229 163ZM249 162V163H248ZM263 162V163H262ZM4 163H7V165L6 164H4ZM18 163V164H17ZM103 163V164H102ZM120 163V164H119ZM122 163V164H121ZM173 163H175L174 165H173ZM181 163H182V165H181ZM234 163L235 164H237V166L236 165H234ZM262 163V164H261ZM10 164V165H9ZM16 164V165H15ZM31 164H33V165H31ZM36 164V165H35ZM61 164V165H60ZM67 164V165H66ZM71 164H74V165H72L71 166ZM108 164H110L109 166H108ZM195 164H197L198 165V167H197V165H195ZM200 164V165H199ZM211 165H212V163H210ZM215 164V163H214ZM218 164V163H217ZM217 164L215 165V166H217ZM246 164V165H247ZM18 165H20V166H18ZM39 165V166H38ZM77 165V166H76ZM117 165V166H116ZM125 165V166H124ZM133 165V166H132ZM176 165L179 167V169H178V167H176ZM219 165V164H218ZM253 165V166H252ZM257 165V166H256ZM259 165V166H258ZM13 166V167H12ZM18 166V167H17ZM23 166V167H22ZM42 166V167H41ZM68 168H67V167ZM74 166V167H73ZM108 166V167H107ZM199 166H200V170H199ZM204 168H203V167ZM208 166H209V164H208ZM215 166H212V167H215ZM237 167V169H236V167ZM249 166L247 167L248 169H250L249 168ZM255 166V167H254ZM8 167V168H7ZM12 169H11V168ZM20 167H21V169H20ZM37 167V168H36ZM117 167H118V169H117ZM135 168L136 170H133V169H131V168ZM192 167V168H191ZM193 167H197L196 168V170H194L195 168H193ZM206 167H207V165H206ZM212 167H211V170H210V167H209V171L211 172L212 171ZM220 167H224V169H223V171H221L222 169H220V171H218L217 170V173H222V172H224V170H226L225 169V166L224 165H221L220 164ZM233 167H235V168H233ZM19 169V171H18V169ZM27 168V169H26ZM38 168H40V169H38ZM74 168V169H73ZM77 168V169H76ZM127 169V171H126V169ZM218 169V167H215V168H213V171H214V169ZM246 168V169H247ZM251 168V169H252ZM7 169V170H6ZM35 169V170H34ZM57 169V170H56ZM63 169V170H62ZM65 169V170H64ZM68 169V170H67ZM117 169V170H116ZM119 169H122V172H123V174L125 173V175L126 176H128V179H129V176L131 177V179H134V178H136V176H137V179H138V181L136 180V179H134V181L136 180V182H139L140 183V181H142V179H143V181L141 182V184H143V182L145 183V184H143L144 186L145 185H148L149 184V182L151 183V182H155L156 184H158V188L160 189V192L162 193V194H164V195H162V196H166L165 198V201L164 202H166L167 200H168V202L169 203H167L166 202V204L168 205V207H170V208H172V207H175V208H172L171 209V215H170V212L169 211H167V210H165V212L167 213V212H169L166 216H169V219L170 220H168V223L166 222L165 224H164V226H165V228L167 229L166 231H169V232H166V233H168V237H166V238H164L161 234H160V231L158 230V227H157V224L155 223V222H153V221H155L156 220V217H159V216H157L159 213H161V212H157V215H155V213H154V211H155V208H154V210L151 208V206H157L158 207V205L159 204H154V203H151V205H150V203H149V201L145 198L146 196H147V194H146V196L144 197V193L148 190L147 188V190L145 189V191H144V193L142 194V193H139L137 196L136 195H130L131 197H132V199H131V197H130V199H129V197H127L128 199H129V204L127 203L128 202V200H125L126 199V197H124L125 195H123V193H121V194H119L120 193V190L121 191H123L122 189H121V187H118V186H120V185H118V183L120 184V180L118 181L116 178L118 177V175H120L121 174V172L119 173V174H117L118 172L117 171H120ZM125 169V170H124ZM32 170V171H31ZM40 170V171H39ZM59 170V171H58ZM61 170V171H60ZM73 170V171H72ZM99 172H98V171ZM124 170V171H123ZM129 170V171H128ZM177 170V171H176ZM184 170H185V172H184ZM194 170V171H193ZM232 170V172L231 173H233L234 171ZM253 170V169H252ZM253 170V171H254ZM10 171V172H9ZM16 171V172H15ZM29 171H30V173H29ZM37 171H39V173H40V175L41 176H43L42 174L44 173L45 174V176H47V175H51L52 177H53V179H54V185H55V183L57 182L58 184H59V187H58V184H56L55 185V187L53 186V183H52V185L50 186L49 184L47 185V187H48V190H49V186H50V190L52 189L53 190V188H56V186H57V190L58 191H60L58 194H59V197H61V199H63L62 201H64V200H66V202L64 203H62V209H64L65 211H66V215H68V216H65V214L64 213H62V214H64L62 217V221H61V223H60V225L62 226V228H61V226L59 227V229L57 228L58 226H49V227H47L45 224V222H43V221H45L46 220V216H47V214H46V210H45V207L43 206V200H42V194L41 193H43L41 190L39 191V189L36 191L34 188V190H33V192H32V190H29L31 187H29V185H30V183H28V182H25V180H24V185H25V187H26V189H25V191L27 190V192L28 193H25L24 194V196H26L27 194H30V192L35 196V197H33V195L32 196H30V195H28V196H26V198L27 197H29L30 196V199H33V203H34V201H35V203H36V205L34 206L33 205V208H32V210H31V212H30V209L27 211V210H25V208H24V206H23V204H21V203H23L24 201H26L25 200V198L23 199V196H21V194L19 195V194H16V193H18V190L15 188V186H17V183H18V180H17V178H16V175H15V173L17 174V177L18 176H28V174H29V176H34L36 173H37ZM53 171H55V172H53ZM68 171V172H67ZM136 171H138L137 173H136ZM197 171V172H196ZM6 172V173H5ZM33 172V173H32ZM63 172V173H62ZM65 172H67V173H65ZM79 172V173H78ZM83 172H85V173H83ZM97 172V174H95V173ZM136 174H135V173ZM177 172V173H176ZM196 172V173H195ZM204 172H205V170H204ZM203 172V173H204ZM215 172H216V170H215ZM214 172V173H215ZM0 173V174H1ZM50 173V174H49ZM110 173V174H109ZM132 173V174H131ZM134 173V174H133ZM174 173V174H173ZM181 175H180V174ZM198 173V176L196 175ZM2 174H1V176H2ZM31 174V175H30ZM34 174V175H33ZM54 174V175H53ZM56 174V175H55ZM71 174V175H70ZM93 174V175H92ZM117 174V175H116ZM121 175V177H124L125 175ZM190 174V175H189ZM210 174V173H209ZM13 175V176H12ZM36 175H39L38 173L36 174ZM39 175V176H40ZM78 176V178H76V179H73V180H71L70 181V183L69 182H66V180H64V179H62L61 177H59V176ZM85 175V176H84ZM87 175V176H86ZM178 175H180L179 176V178H178ZM201 175V176H200ZM81 176V177H80ZM91 176H97V177H100L101 178V180L99 181V182H102V184L100 183H98V181H97V189H99V191L98 190H96V188L94 189V187L93 186H91L92 184H91V182H88L86 179H85V177H87V178H89V177H91ZM111 176V177H110ZM114 176H116V177H114ZM151 176V177H150ZM158 176V177H157ZM160 176V177H159ZM208 176H210V175H208ZM211 176H212V172H211ZM227 176L229 177V174H227ZM6 177V178H5ZM10 177H12V178H10ZM51 177V178H52ZM79 177H80V179H79ZM84 177V178H83ZM114 177V178H113ZM140 177V178H139ZM191 177V178H190ZM199 179H198V178ZM213 177V176H212ZM231 177V176H230ZM233 178L234 177H237V176H232ZM230 178V179H232V180H236L237 181V179L235 178V179H233V178ZM243 177V176H242ZM245 177V176H244ZM244 177L242 178L244 181H246L245 179H248L247 178V176H246V178L244 179ZM248 177H251V176H248ZM264 178V176H259V177H256L255 179H256V182H258L259 183V186L261 187V195H263V193H264V179H262V178ZM59 178V179H58ZM60 178L62 179V180H64L66 183H68V185L69 186H71L73 189H75V191H76V194H70V192L69 191H67V192H69V194H67L66 193V188L64 187V184H63V182L64 181H62V180H60ZM93 178V177H92ZM108 178H109V180H108ZM125 178H127V177H125ZM152 178V179H151ZM155 178H157V179H155ZM159 178V179H158ZM177 178V179H176ZM53 179H51L52 181H53ZM56 179H58V180H56ZM119 179V178H118ZM149 179V180H148ZM152 181H151V180ZM183 179V180H182ZM194 179H196V180H194ZM204 181V183H203V181ZM212 179V178H211ZM229 178H226V181L227 180H230ZM240 179V178H239ZM249 179H251V178H249ZM253 179V178H252ZM14 180V181H13ZM83 180V181H82ZM158 182H157V181ZM174 180V181H173ZM175 180H177L176 182H175ZM180 180V181H179ZM198 180H200V182L198 181ZM208 180H209V177H208ZM213 180V179H212ZM211 180V181H212ZM254 180V179H253ZM252 180V181H253ZM82 181V182H81ZM87 181V182H86ZM104 181H107V183H110V187H113V185H114V187H115V189H113L114 191H111L110 192V189L112 190V188H110L109 189V191H107V188L106 187H104L105 189H106V191L108 192H106L105 190H104V188L102 187L103 186V184H104ZM115 183H113V182ZM116 181V182H115ZM128 181V180H127ZM132 181V180H131ZM178 181H179V183H178ZM195 181V182H194ZM231 181V180H230ZM234 181H231V184H232V182H234ZM235 181V182H236ZM64 182V183H65ZM73 182V183H72ZM118 182V183H117ZM172 182V183H171ZM215 182V181H214ZM234 182V183H235ZM238 182V181H237ZM242 183V181L240 180L239 181V183H236L237 185L239 184L240 186L242 185L241 183ZM247 182H249V180H247ZM246 182V183H247ZM250 182H251V180H250ZM255 182V180L253 181V184H255L254 183ZM91 185H90V184ZM127 183H129L128 184V188L129 187H131L133 184H132V182H130V180L127 182ZM162 183V184H161ZM187 183V184H186ZM228 183V182H227ZM226 183V184H227ZM245 183V184H246ZM72 184V185H71ZM82 184V185H81ZM100 185V187H99V185ZM106 184V183H105ZM132 184V185H131ZM178 186H177V185ZM195 184V185H194ZM201 184V185H200ZM209 184V185H210ZM222 186L221 188H220V185ZM244 184V183H243ZM247 184H250V183H247ZM251 184H252V182H251ZM252 184V185H253ZM257 184V183H256ZM10 185V186H11ZM27 185H28V187H27ZM62 187H61V186ZM75 185V186H74ZM161 185V186H160ZM198 185V186H197ZM217 185V186H216ZM230 184H228V186H229ZM238 185V186H239ZM81 186V187H80ZM90 186V187H89ZM105 186H107V184L105 185ZM202 186L204 187V188H202ZM216 186V187H215ZM227 186V185H226ZM108 188H109V185L107 186ZM113 187V188H114ZM116 187H118L119 188V191H118V188H116ZM133 188H134V186H132ZM145 187H147V186H145ZM156 187H157V185H156ZM179 187V188H178ZM196 187V188H195ZM59 188V189H58ZM87 188V189H86ZM133 188H131V190H133ZM142 188V189H143ZM162 188V189H161ZM223 188H225V185H224V187ZM68 189V188H67ZM80 189V190H79ZM85 189V190H84ZM199 189V190H198ZM204 189V190H203ZM207 189H209L210 190V194L208 193L209 191L207 190ZM56 190V189H55ZM85 192H84V191ZM102 190H104V194H108V195H110V193H111V195H113V196H116L117 195V197H115V198H118L117 199V201L115 200V202L116 203H118L119 205V207L118 206H114V208L113 207H109V206H112V204H116V203H114V198H113V196L110 198V196H108L107 194H106V196L104 195V194H102L103 193V191ZM116 190L119 192H116ZM169 190V191H168ZM188 190V191H187ZM189 190H193V192H189ZM216 190V191H215ZM7 191V193H5ZM15 191V192H14ZM17 191V192H16ZM35 191V192H34ZM58 191H56L55 193L57 194V192ZM84 192L85 193V195L86 196H84V195H82V192ZM87 191V192H86ZM143 191V190H142ZM166 191H168V192H166ZM172 191H173V193H172ZM206 191V193H204ZM231 191V190H230ZM37 192V193H36ZM41 192V193H40ZM102 192V193H101ZM106 192V193H105ZM110 192V193H109ZM115 194H113V193ZM124 192V191H123ZM131 192H133V191H131ZM164 192V193H163ZM174 192H175V194H174ZM202 192H203V194H202ZM15 193V194H14ZM64 193H66V194H64ZM83 193V194H84ZM97 193H98V195H97ZM118 193V194H117ZM135 192H133V193H131V194H134ZM137 193V192H136ZM169 193H171V194H169ZM191 193H193V195H189V194ZM207 193L209 194V195H207ZM226 193V194H225ZM9 194V195H8ZM11 194V195H10ZM142 196H141V195ZM166 194V195H165ZM173 194L175 195V196H173ZM218 194V195H217ZM258 194V193H257ZM12 195H15V196H13L12 197ZM17 195H19V196H21V197H16ZM62 195H64V197L62 196ZM68 197H67V196ZM139 195L141 196V197H139ZM197 197H196V196ZM213 195H215L214 196V198H213ZM221 195H222V197H221ZM232 195V197H230ZM259 195V194H258ZM6 196V197H5ZM11 196V197H10ZM37 196V197H36ZM84 196V197H83ZM89 196V197H88ZM102 196V197H101ZM103 196H104V198H103ZM119 196V197H118ZM125 198V199H123V197ZM134 196V197H133ZM169 196H171V197H169ZM209 196V197H208ZM264 196V195H263ZM32 197V198H31ZM39 197V198H38ZM83 197V198H82ZM99 197V198H98ZM109 197V198H108ZM145 198V199H143V198ZM164 197H163V199H164ZM173 197V198H172ZM177 197V198H176ZM206 197V198H205ZM212 197V198H211ZM220 200H216L217 198ZM225 197V198H224ZM5 198V199H4ZM11 200H10V199ZM70 198V199H69ZM91 198V199H90ZM123 199V201H122V199ZM143 200H142V199ZM171 198H172V200H171ZM196 198V199H195ZM231 198H233V199H231ZM4 199V200H3ZM10 201H9V200ZM16 199H21L22 200V202H21V200H16ZM41 199V200H40ZM88 199V200H87ZM112 199H113V202H112ZM162 199V200H163ZM264 199V198H263ZM84 200H85V203H84ZM101 200V201H100ZM118 200L120 201V202H118ZM138 200V201H137ZM150 200V199H149ZM175 200V201H174ZM213 200H215V203H214V201ZM15 201V202H14ZM40 201V202H39ZM67 201H69V202H67ZM82 201V202H81ZM89 203H88V202ZM93 201V202H92ZM98 201V202H97ZM100 201V202H99ZM111 201V202H110ZM125 201V202H124ZM127 201V202H126ZM132 201V202H131ZM143 201V202H142ZM145 201V202H144ZM179 201V202H178ZM210 201V202H209ZM218 203H217V202ZM225 201V202H224ZM227 201V202H226ZM21 204V205H19V203ZM134 202V203H133ZM173 202V203H172ZM177 204H176V203ZM4 203V204H3ZM6 203V204H5ZM34 203V204H35ZM124 203H125V205H124ZM206 205H205V204ZM229 203V204H228ZM9 204H12V205H9ZM38 204V205H37ZM40 204V205H39ZM66 204V205H65ZM84 204H85V207H84ZM108 204H110V205H108ZM132 204H133V206H132ZM165 204V205H166ZM218 204V205H217ZM223 204V205H222ZM94 206V209H93V206ZM103 205V206H102ZM117 205V204H116ZM127 205V206H126ZM164 205V207L165 208H167L166 206ZM170 205V206H169ZM173 205V206H172ZM191 205V206H190ZM201 205H203V207L201 206ZM229 205V206H228ZM7 206V207H6ZM14 206H15V209H14ZM18 206V207H17ZM22 206V207H21ZM38 206V207H37ZM102 206V207H101ZM121 206L123 207L124 206V208H121ZM130 206V207H129ZM133 208H132V207ZM154 206V207H155ZM163 206V205H162ZM201 206V207H200ZM219 207V211L217 210L218 208L217 207ZM2 207H3V209H2ZM5 207V208H4ZM11 207H12V209H11ZM37 209H36V208ZM99 207V208H98ZM118 207V208H117ZM125 207H127V208H125ZM182 207V208H181ZM189 207V208H188ZM196 207V208H195ZM200 207V208H199ZM207 208V211H205L206 210V208ZM222 207V208H221ZM9 210V213H8V210ZM10 208V209H9ZM21 208V209H20ZM22 208H24V209H22ZM34 208L36 209L35 211H34ZM102 208V209H101ZM117 208V209H116ZM121 208V209H120ZM129 208L131 209V210H129ZM134 208H135V211H137V212H135L134 211ZM181 208V209H180ZM191 208V209H190ZM198 208V209H197ZM6 209V210H5ZM18 209V210H17ZM59 209V208H58ZM90 209V210H89ZM92 209V210H91ZM101 209V210H100ZM109 211H108V210ZM111 209V210H110ZM123 209V210H122ZM203 209V210H202ZM231 209V208H230ZM12 210H14V211H18L19 213H17V211H16V213H14V214H12L11 215V213H12ZM21 212H20V211ZM24 210V211H23ZM40 210V211H39ZM56 210H57V208H56ZM95 210V211H94ZM97 210V211H96ZM99 210L101 211L100 213H99ZM103 210V211H102ZM112 210H115V212L114 213H112ZM121 210V211H120ZM133 210V211H132ZM141 210V211H140ZM158 210H161V209H158ZM168 210H169V208H168ZM179 210V211H178ZM223 210H224V212H223ZM252 210V209H251ZM5 211H7L6 213H5ZM36 211H38L37 213H36ZM58 212H60V210H57ZM89 211V212H88ZM93 211V212H92ZM123 211V212H122ZM139 211V212H138ZM152 211V212H151ZM173 211V212H172ZM195 211H196V213H195ZM28 212V213H27ZM33 212V213H32ZM68 212V213H67ZM107 212V213H106ZM118 212L120 213V214H118ZM130 212V213H129ZM133 212V213H132ZM156 212V211H155ZM174 212H176V213H174ZM193 212V213H192ZM207 212V213H206ZM232 212V213H231ZM21 213H22V215H21ZM41 213V214H40ZM92 213V214H91ZM105 213V214H104ZM122 213V214H121ZM125 213V214H124ZM174 213V214H173ZM188 213V214H187ZM217 213V214H216ZM219 213V214H218ZM220 213H223V214H221L220 215ZM256 213V214H255ZM9 214V216H7ZM20 214V216H18V215ZM25 214H28V215H25ZM31 214H32V216H31ZM38 216H37V215ZM99 214V215H98ZM103 214V215H102ZM117 214V215H116ZM135 214V215H134ZM161 214H163V213H161ZM160 214V215H161ZM232 214V215H231ZM16 216V218H17V216L20 218L21 216V218L19 219H16L15 218V216ZM93 215V216H92ZM106 215V216H105ZM119 215V216H118ZM243 215V214H242ZM6 216V217H5ZM12 216V217H11ZM24 216H26V217H24ZM36 216V217H35ZM69 216H70V218H69ZM116 216V217H115ZM127 216V217H126ZM140 216V217H139ZM172 216V217H171ZM180 216V217H179ZM220 216V217H219ZM229 216V217H230ZM256 216V217H255ZM10 217V218H9ZM43 219V221H42V219ZM66 217V218H65ZM68 217V218H67ZM92 217V218H91ZM94 217V218H93ZM102 217V218H101ZM118 217V218H117ZM139 217V218H138ZM176 219H175V218ZM181 217H183V218H181ZM188 217H190L191 218V220L192 221H194V223L192 222V223H190L189 222V224H187V220H189L190 218H188ZM193 217V218H192ZM217 217H219V218H217ZM7 218V219H6ZM13 218H14V220H13ZM24 218H26V219H24ZM36 218V219H35ZM38 218V219H37ZM66 219V220H63V219ZM91 218V219H90ZM96 218V219H95ZM105 218H106V220H105ZM111 218V221L109 220ZM122 218V219H121ZM125 218H127V219H125ZM144 218V219H143ZM149 218H151V221H150V219ZM153 218V219H152ZM155 218V219H154ZM173 218V219H172ZM179 218H181V219H179ZM185 218H188L187 220L185 219ZM245 218V219H244ZM257 218H259L260 219V221H258L257 222V220H259V219H257ZM71 221H70V220ZM115 219H117V220H115ZM119 219V220H118ZM134 219H135V221H134ZM141 219V220H140ZM175 219V220H174ZM178 219H179V221H181V222H179V223H176L177 221H178ZM183 219V220H182ZM222 221H221V220ZM233 219V220H232ZM256 219V222H254L253 223V220H255ZM261 219H262V221H261ZM4 220V221H3ZM21 220H22V222H21ZM32 220V221H31ZM37 220H39V221H37ZM41 220V221H40ZM68 220V221H67ZM132 220V221H131ZM153 220V221H152ZM174 220V221H173ZM219 220V221H218ZM249 220V221H248ZM9 221V222H8ZM34 221V222H33ZM37 221V222H36ZM67 222V224H68V226H67V224H65V222ZM70 221V222H69ZM109 221V222H108ZM124 221V222H123ZM138 221H140V222H138ZM184 221V222H183ZM223 221H224V223H223ZM245 221V222H244ZM3 222V223H2ZM15 222V223H14ZM16 222H17V224L18 225H20L21 226V228H20V226H18L17 224H16ZM19 222V223H18ZM39 222V223H38ZM43 222V224H40V223H42ZM71 224V225H74V226H77V228H76V231L74 232V231H72L73 229H70L71 231H72V235H68V234H71V231H69V228H71L70 226L71 225H69V223ZM97 222V223H96ZM133 222V223H132ZM138 222V223H137ZM196 222V223H195ZM200 222V223H199ZM221 222V223H220ZM7 223V224H6ZM21 223V224H20ZM26 223V224H25ZM36 223V224H35ZM90 223V224H89ZM106 223H104V224H106ZM130 223V224H129ZM137 223V224H136ZM154 223H155V225H154ZM180 223H182V226L181 225H179ZM242 223V224H241ZM14 224H16V225H14ZM22 224H24L27 228H28V226L29 227H31V225H32V227H34V229H36L35 231L37 232V234L35 235V236H31L30 234H31V230L32 229H28L27 230V228L24 226V225H22ZM29 224H31V225H29ZM41 225V228H40V225ZM63 224H64V226H63ZM100 224V223H99ZM112 224V223H111ZM150 224V225H149ZM191 224V225H190ZM197 224V225H196ZM202 224V225H201ZM226 224V225H225ZM248 224V225H247ZM28 225V226H27ZM38 225V226H37ZM96 225V226H95ZM107 225V224H106ZM123 225H125L126 226V228H124L123 227ZM136 225V226H135ZM178 225V226H177ZM193 225H194V227H195V230H194V227H193ZM244 225H246V226H244ZM43 226V227H42ZM132 226V227H131ZM135 226V227H134ZM150 226H151V230H150ZM152 226H153V228H152ZM180 226V227H179ZM225 226V227H224ZM249 226V227H248ZM12 227V228H11ZM63 227H64V229H63ZM86 227V228H85ZM138 227V226H137ZM148 227V228H147ZM156 227V228H155ZM191 227V228H190ZM193 227V228H192ZM197 227V228H196ZM5 228V229H4ZM15 228H17V229H15ZM61 228V229H60ZM67 228V229H66ZM95 228V229H94ZM141 228V229H142ZM146 228V229H145ZM203 228V229H202ZM225 228V229H224ZM228 228V229H227ZM4 229V230H3ZM9 229V230H8ZM14 229V230H13ZM19 229H21V231L19 232ZM44 229V230H43ZM63 229V230H62ZM77 229H78V231H77ZM180 229V230H179ZM189 229V230H188ZM191 229V230H190ZM199 231H198V230ZM200 229H201V231H200ZM248 229V230H247ZM260 229V230H259ZM4 232H3V231ZM13 230V231H12ZM39 230H42V231H39ZM58 230V231H57ZM59 230H60V232L62 231V233H63V231H64V233L62 234V233H60L59 232ZM82 232H81V231ZM187 230V231H186ZM224 230V231H223ZM254 230V231H253ZM259 230V231H258ZM8 231H10V233L8 232ZM14 231H16L19 235H18V237H20V238H18L17 237V235L16 234H14V233H12V232H14ZM101 231V230H100ZM194 231H195V233H194ZM204 231V232H203ZM247 231H249V232H247ZM30 232V233H29ZM78 232V233H77ZM85 232V233H84ZM152 232V233H151ZM182 232V233H181ZM196 232H197V234H196ZM225 232H226V234H225ZM254 232V233H253ZM260 232V233H259ZM2 233H3V236H2ZM20 233L22 234L21 236H20ZM42 233V235H40ZM170 233V234H169ZM187 233V234H186ZM190 233V234H189ZM205 233V234H204ZM213 233V234H212ZM253 235H252V234ZM7 234V235H6ZM29 234V235H28ZM39 234V235H38ZM65 234H66V236H65ZM75 234H76V236L77 235H79L78 236V238L77 237H75ZM148 234V235H147ZM208 234L210 235V234H212L211 236H209V238L210 237H213V235H214V239H216V243L215 244H213V248H211V250L208 248V246L210 245H212V242H211V244H210V241L211 240H208L209 238H207L206 239V237L208 236ZM220 234H222V235H220ZM256 234V235H255ZM260 234V235H259ZM13 235V236H12ZM26 235V236H25ZM52 235V236H51ZM87 235V236H86ZM160 235V236H159ZM169 235H171V238H170V236ZM190 235H192L193 237H195V236H199V237H195V238H192L191 239V237H189ZM202 235V236H201ZM204 235L206 236L205 238H204ZM246 235V236H245ZM24 236V237H23ZM55 236V237H54ZM63 236V237H62ZM185 239V237H186V239L187 240H185V241H181V239L180 238H182V237ZM185 236V237H184ZM227 236V237H226ZM245 236V237H244ZM260 236V237H259ZM11 237V238H10ZM32 237V238H31ZM53 237V238H52ZM65 237V238H64ZM72 237L74 238V239H72ZM83 237V238H82ZM104 237H105V234H104ZM120 237V236H119ZM119 237H118V239H119ZM144 237V236H143ZM152 239V242H151V239ZM219 237H220V240H219ZM249 237V238H248ZM257 237H258V240H260V241H258L257 240ZM262 237V239H260ZM26 238V239H25ZM29 238H31L30 240H29ZM52 238V239H51ZM85 238V239H84ZM93 238V239H92ZM168 238V239H167ZM171 240H170V239ZM182 238V239H183ZM202 238V239H201ZM8 239V240H7ZM39 239V240H38ZM71 239V240H70ZM76 239V241H77V239H78V241H79V239L81 240V241H79V243H78V241L76 242V241H74ZM115 240L117 239V238H114ZM117 239V240H118ZM148 239V240H147ZM164 239H165V241H164ZM167 239V240H166ZM191 239V240H190ZM196 240V242L197 243H194V241H192V240ZM204 239V240H203ZM211 239V238H210ZM225 240V241H223V240ZM230 239V240H229ZM248 239V240H247ZM3 240H4V242H3ZM11 240H13L12 242H11ZM19 240H21V241H19ZM37 240H38V242H37ZM54 240H57V241H54ZM60 240V241H59ZM73 240V241H72ZM90 240V242H88ZM103 240H104V242H103ZM120 240V239H119ZM171 241V243H169L170 241ZM182 242H180V241ZM191 241L190 242V244H192V242H193V247L191 248L190 247V245H189V241ZM206 240L207 241H209V243L207 242V244L205 243L206 242ZM232 240V241H231ZM245 240V241H244ZM39 241H41L40 243H39ZM83 241V242H82ZM84 241H85V243H84ZM99 241V242H98ZM101 241V242H100ZM150 241V242H149ZM166 241H168V242H166ZM198 241L201 243H199V245H200V248H201V245H203V249L201 248V249H199V251H200V255L198 254L199 252H195V253H190V252H187V251H190L191 249H193L194 248V244H197L198 245ZM244 241V242H243ZM259 243H258V242ZM20 242H22V243H20ZM60 243V245H59V243ZM75 242H76V244H75ZM92 242V243H91ZM107 242V243H106ZM109 242V243H108ZM186 242H188V245H187V243ZM219 242H221V243H219ZM7 243V244H6ZM9 243V244H8ZM15 243H17V244H15ZM23 243V244H24ZM57 243V244H56ZM67 243V244H66ZM75 244L74 246L75 247H77L76 249H75V247L73 248V247H71V246H73L72 244ZM90 243V244H89ZM98 243H100L101 245L98 247ZM102 243H104V246H102ZM204 243L207 245H204ZM218 243V244H217ZM224 243V244H223ZM228 243V244H227ZM261 243V244H260ZM262 243H263V246H261L262 245ZM4 244V245H3ZM37 244V245H38ZM65 246H64V245ZM79 244V245H78ZM83 244H84V246H83ZM89 244V245H88ZM93 246H92V245ZM216 244H217V246H216ZM223 244V245H222ZM226 244V245H225ZM229 244H231V245H229ZM3 245V246H2ZM13 245V246H12ZM47 245L48 246H50V248H48L47 247ZM55 245H56V247H55ZM70 245V246H69ZM86 245V246H85ZM136 245V246H135ZM183 245V246H182ZM214 245L217 247V249H216V247H214ZM219 245V246H218ZM4 246H6V247H4ZM43 246V247H42ZM83 246V247H82ZM159 246V247H158ZM186 246V247H185ZM224 246V247H223ZM233 246H234V248H233ZM259 246V247H258ZM52 247V248H51ZM63 247V248H62ZM71 247V248H70ZM105 247V248H104ZM116 247V248H115ZM183 247V248H182ZM223 249H222V248ZM260 247H262V248H260ZM9 250H8V249ZM14 248V249H13ZM53 248H55V249H53ZM59 248V249H58ZM63 250H62V249ZM73 248V249H72ZM87 248V249H86ZM89 248V249H88ZM101 248V249H100ZM131 248V249H130ZM133 248V249H132ZM157 248H158V251H157ZM159 248H161V250H162V253L161 252H159V251H161ZM184 248H185V250H184ZM189 250H188V249ZM207 248H208V250H207ZM219 248V249H218ZM227 248L229 249V250H227ZM230 248H232V249H230ZM260 248V249H259ZM2 249V250H1ZM5 249V250H4ZM49 249V250H48ZM56 249H57V251H56ZM85 249V250H84ZM94 249V250H93ZM96 249V250H95ZM117 249V250H116ZM215 251V252H213V254H212V251L213 250ZM243 249V250H242ZM249 249V250H248ZM48 250V251H47ZM53 250H54V252H53ZM60 250H62V251H60ZM75 250V251H74ZM77 250V251H76ZM85 252H84V251ZM87 250H88V252L89 253H91L92 254V256H91V254H90V256H91V258H90V256L88 255L89 253H87L86 254V252H87ZM90 250V251H89ZM206 250H207V252H206ZM234 250V251H233ZM261 250H262V252H261ZM5 251V252H4ZM81 251V252H80ZM98 251V252H97ZM120 251V252H119ZM133 251V252H132ZM185 251V252H184ZM220 251V252H219ZM228 253H227V252ZM232 251V252H231ZM242 251V252H241ZM58 252H60L59 254H58ZM62 252V253H61ZM77 252V253H76ZM132 252V253H131ZM193 252H194V250H193ZM206 252V253H205ZM223 252V253H222ZM241 252V253H240ZM50 253V254H49ZM55 254V256H57V257H55L54 256V254ZM57 253V254H56ZM67 253V254H66ZM75 253L77 254V255H75ZM81 253V254H80ZM99 253V254H98ZM102 253H103V255H102ZM105 253V254H104ZM136 253V254H135ZM158 253V254H157ZM186 253V254H185ZM189 253V254H188ZM209 253H211V255L209 254ZM232 253V254H231ZM239 253V254H238ZM162 254V255H161ZM192 254V255H191ZM196 254V255H195ZM203 254V255H202ZM251 254V255H250ZM46 255L48 256V257H46ZM61 255H63V256H61ZM84 256V259H85V261H84V259L82 258L83 256ZM97 255V256H96ZM99 255V256H98ZM116 255V256H115ZM121 255V256H120ZM123 255V256H122ZM164 255V256H163ZM194 255V256H193ZM207 255V256H206ZM212 255H214V256H212ZM233 255H235L234 257H233ZM76 256V257H75ZM80 256V257H79ZM110 256V257H109ZM112 256V257H111ZM118 257V258H115V257ZM186 258H185V257ZM196 256V257H195ZM202 256H204L203 258H202ZM210 256H212V257H210ZM219 258H218V257ZM224 256V257H223ZM244 256H245V258H244ZM13 257V258H12ZM51 257V258H50ZM87 257H89V258H87ZM108 257H109V259H108ZM135 257V258H134ZM188 257V258H187ZM208 257V259H205V258H207ZM55 258H57V259H59V260H55ZM66 258V259H65ZM76 260H75V259ZM81 258L83 259V260H81ZM97 258V259H96ZM101 258V259H100ZM122 258V259H121ZM231 258V259H230ZM238 258V259H237ZM239 258H240V260H239ZM241 258H242V260H241ZM1 259H2V261H1ZM62 259V260H61ZM98 259H100V260H98ZM125 259V260H124ZM135 259V260H134ZM183 259V260H182ZM227 259V260H226ZM233 259V260H232ZM246 259V260H245ZM16 260V262L17 261H19V262H14ZM89 260V261H88ZM110 260V261H109ZM114 261V262H111V261ZM182 260V261H181ZM73 261V262H72ZM84 261V262H83ZM101 261H100V263H101ZM109 263H108V262ZM120 261H122V262H120ZM133 261H135L134 263H133ZM204 261V262H203ZM209 261V262H208ZM213 261H212V263H213ZM226 261V262H225ZM240 261V262H239ZM246 261V262H245ZM111 262V263H110ZM131 262V263H130ZM199 262H201V263H199ZM207 262V263H206ZM236 262V263H235ZM251 262V263H250ZM25 263L27 264V262L25 261ZM25 263H23V264H25ZM44 263H45V261H44ZM99 263V264H100ZM28 264H31V263H28ZM58 264V263H57ZM61 264V263H60ZM140 264H141V262H140Z\"/></svg>", "mask_w": 264, "mask_h": 264}, {"label": "bare ground", "instance_id": "6f19581e", "mask_svg": "<svg viewBox=\"0 0 264 264\" xmlns=\"http://www.w3.org/2000/svg\"><path fill=\"white\" fill-rule=\"evenodd\" d=\"M42 1L44 2L45 0H0V27H4V31H7L6 33L4 32V31H2V28H0V30L3 32V33H5V34H7V33H9V36L7 37L8 39H5L6 37H3V38H0V131H6V133H8L7 132V130L8 129H10L11 131L12 130H18L20 127H18V125L17 124H15V121H11L10 120V118H12L13 120H15L18 116L17 115H21V116H23L22 117V119L23 118H25V121H26V123L25 124H28L31 128L32 127H36L38 124H40V123H42V122H45L46 121V119H49L50 118V116H54V117H56L57 118V120L60 122V121H62L64 124H66L68 121L67 120H65V117H69V116H67V115H71V113L70 112H68V111H70V110H68V103H67V98H65L66 97V94H64V91H63V89H61V87L63 86L62 85V83H63V81L65 82L66 81V79H68L71 75L70 74H68L67 72H68V69H69V72L71 73V71H78V70H80L79 68H81V64L82 63H80V66H79V68H77V64H79L78 63V61H80V60H76V58H78V55L77 54H79V51H78V53L74 50V48H77L78 47V45H76V44H72L74 41L75 42H77L76 40H74V41H71V40H73L74 39V37H73V35L72 34H74L75 32H73V30H75V29H72V34L70 35V26L69 25H71V24H68V22L67 21H69V20H67V18H69V15H68V13H67V11H68V9H71V6H70V8L68 7L67 9H61V8H66L64 5L62 6V7H59V11H58V14H54L53 16H52V18H50L49 16H51L50 14H48V9H47V7L46 6H39V4H41L42 3ZM50 1H56V0H50ZM80 1V3L82 4H80L82 7H83V11L82 12H86L85 11V8L87 9V7H88V9L87 10H89V5H95V3L97 4V2L96 1H99V0H79ZM107 1V0H106ZM112 2V5L114 4V8L116 9H114L115 11H117L116 12V14L114 13V11H113V13L111 14V13H109V14H111L110 16H113V18H112V21H111V19H110V22H112L113 24H115L116 26L118 25L119 26V30H122V32L121 31H119L118 30V32L119 33H113L112 34V32H110L111 34H109V32H107L106 31V33L104 34V35H106V38H104V36L102 37V39H98V40H101L100 42V44L103 46V48L102 49H105V51L107 50L108 52H110L112 55H113V53H114V55L113 56H116V57H118L117 56V54H119L120 52L121 53H123V56L124 55H126V56H124V57H127V55L130 53V50H132V47H130L129 48V46L130 45H132V42H131V40L133 39V37L135 38L136 36L134 35V34H137L138 33V31L137 32H135L136 31V29L138 28L137 26V24H139V23H141V22H139V21H141V19L140 18H138L139 20L138 21H136V19L137 18H135L136 16H135V14H137L136 12L137 11H139L138 9L140 8V7H143L142 5H143V3H144V0H109V2ZM152 1V0H151ZM154 1H156V0H154ZM153 1V2H154ZM162 1H164V0H162ZM165 1H167V0H165ZM191 0H172V5H171V7L169 8V15L172 13L173 14V12L175 13V11L174 10H176L177 12L179 11L178 10V8H179V6H183V7H185L184 6V4H186V3H188V2H190ZM214 1V0H213ZM217 1V0H216ZM220 1H222V0H220ZM226 1V0H225ZM227 1H229L228 3H229V5L228 4H226L227 6H225V5H223V3H224V0H223V2H222V5H223V7H221V8H223L221 11L219 10L218 11V14L217 13H214V14H217L216 15V17H214V20L212 21V23H211V21L209 20V23H210V26L209 25H207L208 24V22H207V26L208 27H205V28H203V29H200V28H202V27H200L199 28V30H198V28H196V30H198L197 32H194V31H192L191 32V28H188V30H190V32L192 33V34H188L187 35V33H189V32H187L186 31V28H187V24H183V23H181L182 25L179 27V29L181 28V38H180V48L181 49H183V52L181 51H179V53H176L175 54V59L177 60V62H178V60L179 61H181L183 58H185V57H187V56H192L193 57V54H194V51L193 50H195V52H196V50L198 49V48H202L201 50H202V52L204 53V54H202V63H201V65H199V67L200 68H197V69H199V72H206L205 70L207 69V72H208V74H209V76H211L212 78H211V80L213 79V77H214V79H218V78H220L219 80H220V82H222V83H220V86L218 87V89L219 90H225L226 91V93L227 92H229L230 93V90L232 89H230V87H232L234 84L236 85V86H239V87H237V88H240V90H244L245 92H246V90H247V92H246V94H247V96H246V101L245 102H243V106H242V102L241 103H237L236 101H234V100H236V98L235 99H231V98H225L226 97V95L227 94H225L224 96H223V94L225 93H222V95H221V93H219V91L216 89L217 87H216V84H218L219 83V81L218 80H216V81H214V83H216L215 84V86L213 87V85H210L211 83H209V84H206L207 85V87L209 88V87H213L214 89H216L215 90V93H217V91H218V96H216L215 95V93L213 92V91H211V89H210V91L211 92H213L214 93V97H216V99H214V97L212 98V97H210V100H211V98L212 99H214V100H216V101H214V100H211L210 102H208L209 104H214V107L213 106H211V105H209L208 103V105L206 106V103H204L205 105V108H207V107H209V108H207L209 111H211V112H209L210 113V116L208 115V117H207V113H208V111H207V113H206V109H205V112H204V114L206 113V115H205V117H203V118H206L205 119V122H201V123H205V125H206V123H207V127L209 128H206L205 127V125L203 124V128H205V129H203V130H205L206 131V133H207V135L209 134V132L211 131L210 129H212V131H214L215 130V127H212V126H216V129L218 128V130H216L217 131V133L219 134V132H220V136H222L221 134L223 133L224 134V136L223 137H225L226 138V134H225V131H226V128L224 127L223 128V126L224 125H227L228 126V124H223V126L221 125V124H219L220 122H216L215 124H214V122L212 121V114L211 113H214V112H216V111H218V112H216V113H218L219 115H221V116H228V113L230 114V115H232V113H234V112H231L232 110H229L228 111V109H230V106H228V105H230L231 103L233 104L234 102V104L235 105H239L240 104V106H239V108L240 109H238L237 108V111H236V109L234 110V111H236V112H238V111H240L241 112V110H242V112L241 113H236L237 115H238V117H237V115H235V113L233 114L234 116L233 117H235L236 118V120H235V118H234V121L236 122H238V125H239V123H240V121L241 122H245V123H248L249 125H250V128H249V130H248V128L247 129H243V130H245L246 132L248 131V133H249V131H250V135H252V133H253V135L252 136H250L251 137V139H249V140H247L246 138V136H245V134H247V133H245V131H243L242 129H238L241 133L239 134V131H238V133H237V135L239 134V136L238 137H240L241 138V141H239V142H242V139H244V142H243V144H246V145H244L245 147L249 144H247V142H250V140L252 141H254V143H255V141L256 140H254L255 139V137H254V139L252 138L255 134H257V129H254L253 127H257V123L256 122H258V125L260 124V122H263V121H261V120H263L264 119V82L263 83H260V82H262L263 80H264V17H262V15L261 16H258V17H256L257 15H255L254 16V14H253V16L251 15V13H253V12H251V13H249L250 11H248V9H247V11H248V14L246 13V15H244L245 13H244V11H245V4H244V2L245 1H243V0H239L240 2H238V0L236 1H234L233 3H236V4H233V3H230L231 1L230 0H227ZM226 1V2H227ZM254 1V0H253ZM259 1V0H258ZM69 2H71V1H69ZM75 2V1H74ZM101 2V1H100ZM111 2L109 3V4H111ZM146 2V1H145ZM148 2V1H147ZM168 2H170L169 0H168ZM218 2H219V0H218ZM225 2V3H226ZM246 2H248V1H246ZM250 2V1H249ZM37 3H38V6H36L37 5ZM141 4V6H140V4ZM201 3V2H200ZM204 3V2H203ZM237 3H238V5H237ZM254 4L256 3V1H254L253 2ZM34 4V6H36L37 8V11H36V9L35 8H33L32 9V7H29L30 5H33ZM148 4H150V2L148 3ZM147 4V6H149ZM153 4V3H152ZM151 4V5H152ZM156 4V3H155ZM167 4V3H166ZM169 4V3H168ZM183 4V5H182ZM219 4V3H218ZM230 4H232V5H230ZM68 5V4H67ZM79 5V4H78ZM111 5V6H112ZM188 5H189V3H188ZM192 5V4H191ZM203 5V4H202ZM215 5V4H214ZM33 6V7H34ZM73 6V5H72ZM95 6H97V5H95ZM94 6V7H95ZM104 6V5H103ZM186 6H187V4H186ZM217 6V5H216ZM221 6V5H220ZM226 8H225V7ZM31 8V9H28V8ZM102 7V6H101ZM105 7V6H104ZM104 7L102 8V9H104ZM151 7V6H150ZM169 7V6H168ZM182 7V8H183ZM213 7V6H212ZM93 7H91L90 6V10L92 11L93 9H92ZM144 8V7H143ZM189 8H191V7H189ZM189 8H186V10L187 9H189ZM202 8V7H201ZM210 8V7H209ZM216 8V7H215ZM215 8H214V10H215ZM218 8V7H217ZM35 9V10H34ZM61 9V10H60ZM75 9V8H74ZM110 9H111V7H110ZM112 9V10H113ZM149 9V8H148ZM180 9V8H179ZM204 9V8H203ZM33 10H34V12H33ZM89 10V11H90ZM96 10H99L98 8H96ZM100 10H101V8H100ZM99 10V11H100ZM141 10H142V8H141ZM146 10V9H145ZM168 10V9H167ZM198 10V9H197ZM201 10V9H200ZM211 10V9H210ZM217 10V9H216ZM35 11L36 12H38V13H36V14H34L35 13ZM76 11V10H75ZM95 11V10H94ZM96 12V13H101V15L103 14V11H100V12ZM106 11V10H105ZM104 11V12H105ZM144 11V10H143ZM158 11V10H157ZM182 11V10H181ZM180 11V12H181ZM88 12V11H87ZM93 12V11H92ZM92 12H90L91 14H92ZM107 12V11H106ZM109 12V11H108ZM107 12V13H108ZM146 12V11H145ZM152 12V11H151ZM165 12V11H164ZM183 13H184V11H182ZM181 12V13H182ZM90 13H88V16H90ZM95 13V12H94ZM139 13H140V11H139ZM181 13H179L180 15H181ZM204 13V12H203ZM68 15V17H66L67 15ZM104 14H106V13H104ZM114 14H115V16H114ZM146 13H144V15H145ZM149 13H147V15H148ZM157 14V13H156ZM155 14V15H156ZM177 14V13H176ZM251 16H250V15ZM100 15V16H101ZM107 15V14H106ZM105 15V16H106ZM140 15H142V14H140ZM140 15H139V17H140ZM165 15H166V13H165ZM165 15H164V17H165ZM179 15V16H180ZM186 15H187V13H186ZM81 16V15H80ZM103 16V15H102ZM104 16V18H107V17H105ZM109 16V15H108ZM172 16H174V15H172ZM182 16V15H181ZM213 16H215V15H213ZM82 17V16H81ZM83 17H84V15H83ZM93 17V16H92ZM94 17H95V15H94ZM158 17V16H157ZM168 18H169V16H167ZM177 17H178V14H177ZM185 17V16H184ZM184 17H181V18H184ZM208 17H210V16H208ZM91 18V17H90ZM108 18H110V17H108ZM144 18V17H143ZM145 18H146V16H145ZM159 18H161V17H159ZM170 18H173V17H170ZM175 18H176V16H175ZM179 18V17H178ZM177 18V19H178ZM180 18V19H181ZM189 18V17H188ZM70 19V18H69ZM87 19V18H86ZM101 19H102V17H101ZM154 19H156V18H154ZM163 19H165V18H162V19H160L161 21H163ZM174 19V18H173ZM177 19H175V20H177ZM210 19V18H209ZM22 20H26V21H29L28 22V24L24 27V25L22 26V28L25 30L26 29V31H24L23 29V31H18V25L20 24V22H22ZM74 20V18L72 19V21ZM81 20V19H80ZM88 20V19H87ZM92 20V19H91ZM102 20H105V19H102ZM147 20V19H146ZM149 20H150V18H149ZM149 20H148V23H149ZM156 20H158V19H156ZM155 20V21H156ZM170 20H172V19H170ZM185 20V19H184ZM183 20V21H184ZM188 20V19H187ZM25 21V22H26ZM50 21V22H49ZM75 21V20H74ZM106 21H107V19H106ZM154 21V22H155ZM160 21V22H161ZM167 21H168V19H167ZM174 21V20H173ZM182 21V22H183ZM46 22H49L50 24L49 25H52V26H48L49 28H47V26H46ZM66 22H67V24H66ZM78 22V21H77ZM99 22V21H98ZM101 22V21H100ZM104 22V21H103ZM138 22V23H137ZM143 20H142V24H143ZM165 22V21H164ZM186 22V21H185ZM69 23H71V22H69ZM81 23H82V21H81ZM145 23V22H144ZM147 23V24H148ZM173 23V22H172ZM190 23V22H189ZM202 23V22H201ZM24 24V23H23ZM48 24V23H47ZM83 24V23H82ZM105 24V23H104ZM110 24V23H109ZM146 24V25H147ZM152 24V23H151ZM161 23H159V25H160ZM180 24V23H179ZM178 24V25H179ZM44 25V26H43ZM66 25V26H65ZM68 25V26H67ZM88 25V24H87ZM99 25V24H98ZM97 25V26H98ZM107 25V24H106ZM111 25V24H110ZM141 25V24H140ZM140 25H139V27H140ZM162 25V24H161ZM46 26V27H45ZM73 26H75V25H73ZM96 26V28H98ZM117 26V27H118ZM141 26H144V25H141ZM183 26V27H182ZM6 27V28H5ZM27 27V28H26ZM42 27H44V28H46V29H42ZM63 27H66V28H64V29H62ZM102 27V26H101ZM105 27V26H104ZM111 28H112V25L110 26ZM115 27V26H114ZM113 27V28H114ZM137 27V28H136ZM177 27V26H176ZM204 27V26H203ZM82 28H83V26H82ZM141 28V27H140ZM65 30L64 31V35H65V37H64V35L62 34V37H59V38H57L56 36H58L57 34H55V37L56 38H52L51 39V36L53 35H51L50 36V39L49 40H47V39H45L46 38V36L44 37V39H42V38H39V37H41V35L39 36V34L41 33L42 34V31L44 30H46L45 32L47 33L49 30H50V32H53V31H56V32H54V33H57V31H59V30ZM84 29H85V27H84ZM106 29V28H105ZM108 29H109V26H108ZM107 29V30H108ZM150 29H151V27H150ZM48 30V31H47ZM52 30V31H51ZM96 30V29H95ZM100 30V29H99ZM110 30H113V29H110ZM138 30V29H137ZM140 30V29H139ZM145 30H146V28H145ZM18 31V32H17ZM79 31V30H78ZM87 31V30H86ZM98 31V30H97ZM105 31V30H104ZM116 31V30H115ZM114 31V32H115ZM147 31V30H146ZM145 31V32H146ZM150 31V30H149ZM153 31V30H152ZM165 31V30H164ZM174 31V30H173ZM176 31V30H175ZM49 32V33H50ZM62 32V31H61ZM66 32H68L69 33V35L70 36H72V37H70V36H68L67 34H65ZM83 32H85V31H83ZM101 32V31H100ZM157 32V31H156ZM194 32V33H193ZM2 33V34H3ZM44 33V32H43ZM81 33V32H80ZM92 33V32H91ZM155 33V32H154ZM154 33H152V34H154ZM177 33V34H178ZM45 34V33H44ZM51 34V33H50ZM49 34V35H50ZM150 34V33H149ZM178 34V35H179ZM67 35V36H66ZM76 35V34H75ZM82 35V34H81ZM141 35H142V33H141ZM148 35V34H147ZM78 36V35H77ZM83 36V35H82ZM93 36H95V35H92V37ZM97 36H98V34H97ZM101 36V35H100ZM149 36V35H148ZM157 36H158V34H157ZM2 37V36H1ZM139 37V36H138ZM241 37H242V39H241ZM37 38H39L38 40H37ZM80 38V40H81V36L79 37ZM137 38V37H136ZM135 38V39H136ZM69 39H70V41L72 42H70L69 41ZM85 39V38H84ZM134 39V40H135ZM139 39V38H138ZM169 39V38H168ZM42 40V41H41ZM44 40V41H43ZM78 40V39H77ZM83 40V39H82ZM90 40V39H89ZM88 40V41H89ZM94 40H95V38H94ZM97 40V41H98ZM159 40V39H158ZM172 40V39H171ZM175 40H176V38H175ZM33 41L36 43L35 45H34V43H33ZM41 41V42H40ZM79 41V40H78ZM137 41V40H136ZM144 41V40H143ZM29 42V43H28ZM74 42V43H75ZM138 42V41H137ZM137 42H135V41H133V45L132 46H134L135 44L137 45V46H139L138 44H137ZM147 42V41H146ZM151 42H152V40H151ZM162 42V41H161ZM79 43V42H78ZM93 43V42H92ZM95 43V42H94ZM154 43V42H153ZM83 44V43H82ZM157 44V43H156ZM160 44V43H159ZM170 44V43H169ZM42 45L45 47V49L44 50H46V49H50V50H48V51H50V56H51V59H40L39 57V59H36L35 58V60H37V61H35V62H28V63H24V61L25 60H28L29 58L30 59H33L34 58V56H35V54L36 53H38V52H40L41 51V48H42ZM135 45V49H133V50H135V51H133V52H136V50H138L137 48H141L142 49V46H143V44H141V46H139V47H137ZM152 45V44H151ZM177 45V44H176ZM73 46H75V47H73ZM92 46V45H91ZM97 46V45H96ZM99 46V45H98ZM166 46V45H165ZM168 46V45H167ZM171 46V45H170ZM41 47V48H40ZM89 47V46H88ZM144 47V46H143ZM158 47H159V45H158ZM176 47H178V46H176ZM197 47V48H196ZM147 48V47H146ZM146 48H143V50L144 49H146ZM150 48V47H149ZM148 48V49H149ZM156 48V47H155ZM155 48H153V49H155ZM179 48V47H178ZM179 48V49H180ZM195 48V49H194ZM219 48H221V49H223L222 51L223 52H225V53H223V55H222V52H221V49H220V51L219 52H221V55L220 56H218L217 57V54H219V53H217L216 55H215V58H216V60H215V62H214V64H213V62H212V60H214V59H210L211 58V56H212V53L213 52H215V50H217V49H219ZM80 49V48H79ZM84 49V48H83ZM98 49H99V47H98ZM147 49V50H148ZM152 49V48H151ZM166 49H168L167 47H166ZM176 49V48H175ZM180 49V50H181ZM40 50V51H39ZM90 50V49H89ZM97 50V49H96ZM143 50H141V52L143 53ZM177 50V49H176ZM200 50V51H201ZM43 51V50H42ZM81 51V50H80ZM99 51H100V49H99ZM150 51V50H149ZM47 52V51H46ZM75 52L77 53L76 55L77 56H75ZM84 52H85V50H84ZM90 52V51H89ZM95 52V51H94ZM93 52V53H94ZM154 52V51H153ZM156 52V51H155ZM172 52V51H171ZM192 52H193V54H192ZM201 52V53H202ZM217 52H218V50H217ZM245 52V53H244ZM86 53H88V52H86ZM101 53V52H100ZM120 53V54H121ZM131 53H132V51H131ZM131 53L129 54V56H131ZM151 53V52H150ZM173 53V52H172ZM175 53V52H174ZM173 53V54H174ZM216 53V52H215ZM96 54V53H95ZM103 54V53H102ZM106 54H109V53H106ZM110 54V55H111ZM119 54V55H120ZM136 54H138V56H140L141 55V53L139 52L138 53V51H137V53ZM197 54H198V52H197ZM83 55V54H82ZM104 55V54H103ZM112 55H111V57H112ZM133 55H134V53H133ZM143 55V54H142ZM211 55V56H210ZM97 56H99V55H97ZM96 56V57H97ZM109 55H107L106 57L107 58H109L108 57ZM122 56V57H123ZM135 56H137V55H134V58H135ZM136 57V59H134L133 61H135L136 60V63H138L137 61L139 60H141V57L139 58V57ZM144 56H145V53H144ZM171 56V55H170ZM209 56H210V58H209ZM214 56V55H213ZM245 56H247V57H249V58H247V60H245L246 58H245ZM33 57V58H32ZM105 57V58H106ZM116 57H114V58H116ZM119 57H121V55L119 56ZM132 57V56H131ZM172 58L174 57V56H171ZM190 57H188V58H190ZM42 58V57H41ZM81 58V57H80ZM87 58V57H86ZM104 58V59H105ZM113 58V57H112ZM133 58V57H132ZM131 58V59H132ZM139 58V59H138ZM150 58V57H149ZM170 58V57H169ZM196 58H198V57H195V59ZM213 58V57H212ZM245 58V59H244ZM79 59V58H78ZM84 59V58H83ZM96 59V58H95ZM111 58H109V60H110ZM117 59V58H116ZM122 59H126L127 60V62L129 63V59H130V57H127V58H122ZM130 59V60H131ZM195 59H192V60H195ZM209 59H210V61L212 62V64L210 63V61H209ZM108 60V61H109ZM111 60H114V59H111ZM110 60V61H111ZM120 60V59H119ZM176 60H174L175 62H176ZM185 60V59H184ZM77 61V62H76ZM95 61V60H94ZM107 61V60H106ZM149 61V60H148ZM173 61V60H172ZM188 61H189V59H188ZM187 61V62H188ZM197 61V60H196ZM82 62V61H81ZM91 62V61H90ZM116 62V61H115ZM182 62V61H181ZM186 62V61H185ZM192 62V61H191ZM190 62V63H191ZM198 62V61H197ZM200 62V61H199ZM198 62V63H199ZM96 63V62H95ZM99 63V62H98ZM101 63V62H100ZM110 63H112V62H110ZM114 63V62H113ZM116 63H118V62H116ZM128 63H126V64H128ZM135 63V62H134ZM134 63H132V64H134ZM167 63V62H166ZM84 64V63H83ZM90 64V63H89ZM92 64V63H91ZM108 64V63H107ZM139 64V63H138ZM152 64V63H151ZM165 64V63H164ZM179 64V63H178ZM102 65H103V63H102ZM106 65V64H105ZM117 65H119V64H117ZM142 65V64H141ZM179 65H181V64H179ZM178 65V66H179ZM183 65V64H182ZM181 65V66H182ZM91 66V65H90ZM93 66V65H92ZM98 66L100 67V65L98 64ZM108 66H110V65H108ZM112 66V65H111ZM134 66H136L135 64H134ZM144 67L145 66H147V65H143ZM209 66V67H208ZM84 67V66H83ZM86 67V66H85ZM96 66H94V68H95ZM102 67V66H101ZM144 67H142L141 66V68H143V69H145ZM186 67H187V65H186ZM188 67H190V66H188ZM197 67V66H196ZM209 69H208V68ZM211 67V68H210ZM104 67H102L101 69H103ZM107 68H109V67H107ZM115 68V66L112 68V69H114ZM136 68V67H135ZM138 68V67H137ZM140 68V69H141ZM181 68V67H180ZM191 68V67H190ZM62 69V70H61ZM83 69V68H82ZM81 69V70H82ZM90 69V68H89ZM98 69V68H97ZM109 69H111V68H109ZM111 69V70H112ZM126 69V68H125ZM18 70V71H17ZM64 70H66L65 72H66V75H69L68 77L65 75V72H64ZM84 70H85V68H84ZM104 70V69H103ZM139 70V69H138ZM142 70V69H141ZM147 70V69H146ZM149 70V69H148ZM228 70H230V72L231 73H229V71ZM64 73H63V72ZM88 71V70H87ZM93 71V70H92ZM94 71H95V69H94ZM93 71V72H94ZM97 71V70H96ZM101 71V70H100ZM108 71V70H107ZM107 71L105 70V72L107 73ZM114 71V70H113ZM126 71H127V69H126ZM158 71V70H157ZM160 71H161V69H160ZM165 71V70H164ZM163 71V72H164ZM188 71V70H187ZM192 71V70H191ZM226 71V72H225ZM80 72V71H79ZM82 72V71H81ZM86 72V71H85ZM85 72H82V74H80L81 76H85L84 75V73ZM89 72V71H88ZM91 72V71H90ZM99 72V71H98ZM105 72H104V74H105ZM109 72H110V70H109ZM135 72V71H134ZM140 72V71H139ZM143 72H144V70H143ZM162 72V73H163ZM166 73H167V71H165ZM206 72V73H207ZM229 74H231L230 76L232 77V82H233V84H230L231 83V81L230 80H228V77L226 76L228 73ZM75 73V72H74ZM74 73H71L72 75L74 74ZM100 73L101 72H99V74L97 73V75H100ZM128 73V72H127ZM194 73H195V70H194ZM197 73H198V70H197ZM201 73H199L200 75H201ZM203 73H202V75H203ZM206 73H204V74H206ZM226 74L225 76L227 77V80H228V82H227V80L224 82V75L223 74ZM67 77H65L64 75ZM89 74V73H88ZM109 74V73H108ZM120 74V72H118V77L119 78H121V76H123V75H119ZM132 74V73H131ZM137 74V73H136ZM161 74V73H160ZM169 74V73H168ZM228 74V75H229ZM40 75H41V77H40ZM76 75H77V72H76ZM125 76H126V74H124ZM162 75V74H161ZM163 75H164V73H163ZM167 75V74H166ZM191 75V74H190ZM193 75V74H192ZM196 75L197 74H195V77H196ZM39 76V77H38ZM78 76V75H77ZM87 76V75H86ZM90 76V75H89ZM104 76V75H103ZM102 76V73H101V75L99 76V78L100 77H102V78H100V81H101V83H104L103 81H104V77ZM106 80H107V82L105 83V84H103V85H108V86H110L109 84L110 83H108L109 81H108V75L106 74ZM117 76V75H116ZM134 76V75H133ZM138 76V75H137ZM206 76H208L207 74H206ZM205 76V77H206ZM208 76V77H209ZM219 76H221V77H219ZM38 77V78H37ZM64 77H65V80H64ZM72 77V76H71ZM70 77V78H71ZM76 77V76H75ZM80 77V76H79ZM115 77V76H114ZM127 77V76H126ZM158 77V76H157ZM193 77V76H192ZM201 79H202V81H201V79L199 80V81H201V82H199L200 84H198L197 86L199 87H201V84H202V86H203V83L205 82V81H203L204 79L205 80H207L206 78H204V77H202V76H199ZM84 78V77H83ZM83 78L81 79V80H83ZM92 78H93V76H92ZM104 78V79H103ZM130 78V77H129ZM160 78H164V77H160ZM171 78V77H170ZM204 78V79H203ZM223 78V79H222ZM77 79V78H76ZM115 79V78H114ZM117 79V78H116ZM127 79H128V77H127ZM126 79V80H127ZM142 79V78H141ZM172 79V78H171ZM177 79V78H176ZM175 79V80H176ZM193 79V78H192ZM195 79H197V78H195ZM210 79V77L208 78V80ZM213 79V80H214ZM68 80H70V79H68ZM73 80V79H72ZM87 80H89V79H87ZM109 80L111 81V79L109 78ZM122 80V79H121ZM135 80V79H134ZM158 80V79H157ZM165 80H166V78H165ZM170 80V79H169ZM198 80H196V81H198ZM210 80V81H211ZM77 81H79L78 79H77ZM84 81V80H83ZM119 81V80H118ZM123 81H125V79L123 80ZM123 81H121V82H123ZM160 81V80H159ZM161 81H164V79L163 80H161ZM168 81V80H167ZM167 81H165V82H167ZM178 81V80H177ZM195 81V82H196ZM218 81V82H217ZM230 81V82H229ZM93 82V81H92ZM91 82V83H92ZM129 82V81H128ZM170 82H171V80H170ZM174 82V81H173ZM194 82V83H195ZM207 82H209V81H207ZM82 83V82H81ZM88 83V82H87ZM114 83V82H113ZM132 83V82H131ZM130 83V84H131ZM137 83V82H136ZM135 83V84H136ZM142 83V82H141ZM158 83V82H157ZM169 83V82H168ZM168 83H165L166 85L168 84ZM174 83H176V82H174ZM197 83V82H196ZM195 83V84H196ZM213 83V84H214ZM64 84V83H63ZM78 84H79V82H78ZM86 84V83H85ZM119 84H120V82H119ZM119 84H117V85H119ZM125 84H126V82H125ZM124 84V85H125ZM155 84V83H154ZM164 83H161L160 85L162 86ZM165 84L163 85L164 87H165ZM171 84V83H170ZM261 84H263L262 85V87H261ZM76 85V84H75ZM74 85V86H75ZM121 85V84H120ZM119 85V86H120ZM123 85V84H122ZM123 85V87L125 88L126 87V85H128V84H126L125 86ZM160 85H158V86H160ZM193 85V84H192ZM219 85V84H218ZM217 85V86H218ZM232 85V86H231ZM234 85V86H235ZM85 86V85H84ZM106 87V88H110V87ZM158 86H155V89H156V87L158 88ZM170 88L172 87V85L170 86V85H168ZM168 86H166V90H167V87ZM173 86H175V85H173ZM234 86H233V88H234ZM235 86V87H236ZM64 87V86H63ZM103 87V86H102ZM122 87V86H121ZM197 87V88H198ZM200 87H199V89H200ZM216 87V88H215ZM72 88V90H73V87H71ZM86 88V87H85ZM91 88V87H90ZM113 88V87H112ZM169 88V89H170ZM174 88V87H173ZM204 88H206V87H204ZM221 88V89H220ZM242 88V89H241ZM244 88V89H243ZM146 89V88H145ZM153 89V88H152ZM155 89H154V91H155ZM160 89V88H159ZM180 89V88H179ZM181 89H182V87H181ZM191 89H193V88H191ZM190 89V90H191ZM196 89V88H195ZM207 89V88H206ZM227 89L229 90V91H227ZM88 90V89H87ZM91 90V89H90ZM109 90V89H108ZM157 90V89H156ZM185 90V89H184ZM194 90V89H193ZM205 90V89H204ZM204 90H201V91H204ZM238 90V89H237ZM71 91V90H70ZM143 92H144V90H142ZM148 91V90H147ZM161 91H163L162 89H161ZM160 90H158V92L160 93L161 92ZM165 91V90H164ZM179 91V90H178ZM208 91V90H207ZM209 91V92H210ZM244 91H242V92H244ZM74 92V91H73ZM92 92V91H91ZM153 92V91H152ZM172 93H173V91H171ZM182 92V90L180 91V93ZM185 92H187V91H185ZM184 92V93H185ZM197 92V91H196ZM198 92H200V91H198ZM209 92H207V94L209 93ZM220 92H222V91H220ZM237 92H239L240 93V91L238 90ZM241 92V93H242ZM66 93H67V91H66ZM76 93V92H75ZM107 93V92H106ZM153 93H155V92H153ZM158 93V95H156L157 97L158 96H161L160 94ZM162 93V92H161ZM166 93H168L169 94V92H165V95H166ZM171 93V94H172ZM180 93H178L179 95H180ZM188 93V92H187ZM200 93H202V92H200ZM205 93V92H204ZM203 93V94H204ZM233 93V92H232ZM235 93V92H234ZM48 95V98L46 97V99H44V98H42L43 96H45V95ZM147 94H149L148 92H147ZM156 94V93H155ZM163 94V93H162ZM174 94V93H173ZM183 94V93H182ZM212 94V93H211ZM210 94V95H211ZM238 94V93H237ZM243 94V93H242ZM68 95V94H67ZM107 95L108 94H106L104 97H106L107 98V101L109 100L108 99V97H107ZM110 95V94H109ZM146 95V94H145ZM152 95V94H151ZM209 95V94H208ZM207 95V96H208ZM221 95V96H220ZM12 96V97H11ZM13 96H14V99H12L13 98ZM73 96H75L76 97V95H73ZM82 96V95H81ZM111 96H112V94H111ZM111 96H109V97H111ZM119 96V95H118ZM138 96V95H137ZM155 96V97H156ZM175 96V95H174ZM185 96V95H184ZM187 96V95H186ZM203 96V95H202ZM240 96V95H239ZM244 97H245V94L243 95ZM50 97V98H49ZM75 97H74V99H75ZM103 97V96H102ZM102 97H101V99H102ZM116 96H114L113 97V99L115 98ZM146 97V96H145ZM144 97V98H145ZM162 97V96H161ZM166 97L168 98L169 97V95L167 96L166 95ZM165 97V98H166ZM191 97H193V95L191 96ZM234 97H235V95H234ZM237 97V96H236ZM11 98V99H10ZM42 98V99H41ZM80 97L78 96V99H79ZM121 98V97H120ZM119 98V99H120ZM123 98V97H122ZM164 98V99H165ZM173 98V97H172ZM180 98H181V96H180ZM185 98H187V97H185ZM184 98V99H185ZM197 98V97H196ZM40 99L41 100H43V102L42 103H38V100H39V102H41L40 101ZM82 99V98H81ZM110 99H112V98H110ZM119 99H117V101H116V99H114L115 101H113L112 102V104L114 103L117 107L119 106V108H124L123 107V105L125 106V104H123V103H125V101L127 102L128 100H122V101H120ZM140 99V98H139ZM147 99H149V98H147ZM158 99H159V97H158ZM157 99V100H158ZM163 99V100H164ZM172 100L171 99V96L168 98V100ZM184 99H183V101H184ZM194 99V98H193ZM203 99H204V97H203ZM226 99H231L232 101L231 102H229V100H228V102H227V100ZM240 99H241V97H240ZM244 99V98H243ZM80 100V99H79ZM86 100V99H85ZM90 100V99H89ZM102 100H104V98L102 99ZM102 100H100V101H102ZM160 100H161V98H160ZM167 100V99H166ZM238 100V99H237ZM78 101V100H77ZM82 101V100H81ZM80 101V102H81ZM106 101V100H105ZM124 101V102H123ZM142 101H144V100H142ZM162 101V100H161ZM165 101V100H164ZM182 101V102H183ZM188 101V100H187ZM191 101V100H190ZM195 99L192 101V103L194 102V104H195ZM234 101V102H233ZM79 102V104H81ZM84 102H86V101H84ZM88 102V101H87ZM86 102V103H87ZM121 102H123V103H121ZM129 102V101H128ZM131 102V101H130ZM130 102H129V104H130ZM148 102V101H147ZM204 101H200V104L201 103H203ZM206 102H207V100H206ZM215 102H216V105H215ZM227 102V103H226ZM71 103V102H70ZM78 103V102H77ZM83 103V102H82ZM92 103V102H91ZM100 103V102H99ZM137 103V102H136ZM141 103H143V102H141ZM167 103V102H166ZM166 103H164L165 105L164 106H166L167 107V105H166ZM190 102H186V104L188 105ZM191 103V104H192ZM217 103H219V104H217ZM228 103H230V104H228ZM237 103V104H236ZM247 103V105L245 106L244 104H246ZM17 104V105H16ZM89 104V103H88ZM87 104V105H88ZM101 106L99 107V108H101V114L103 115V116H105V117H107L108 115H111V113L112 112H110L111 110H112V108H111V110L109 111L107 108H106V105L107 104H109V102H107V104H106V102H105V104H104V101H102L101 103ZM111 104V103H110ZM109 104V105H110ZM127 104V103H126ZM129 104H128V106H129ZM131 104H133V103H131ZM138 104V103H137ZM145 104V103H144ZM160 104V103H159ZM162 104H163V101H162ZM168 104V103H167ZM183 104V103H182ZM193 104V105H194ZM226 104H228V105H226ZM231 104V105H232ZM115 105H113V108H114V106ZM140 105V104H139ZM145 105H148V106H150L151 104H145ZM186 105V106H187ZM192 105V106H193ZM198 104H197V102H196V106H197ZM202 105V104H201ZM200 105V106H201ZM237 105V106H238ZM17 106H19L20 108H16ZM80 106V105H79ZM112 106V105H111ZM111 106H109V108L111 107ZM115 106V107H116ZM142 106V105H141ZM152 106V105H151ZM183 106V105H182ZM204 106H202V109L204 110ZM219 106V107H218ZM232 106H234V105H232ZM231 106V108H233ZM237 106H235V107H237ZM87 107V106H86ZM116 107V108H117ZM126 107V106H125ZM129 107H131V106H129ZM135 106H132V108H134ZM144 107V106H143ZM188 107V106H187ZM191 107V106H190ZM195 107V106H194ZM198 107H199V105L196 107V110L198 109ZM211 107L214 109L215 107L217 108H219L218 110H216V108L214 109V110H216V111H214L213 109H211ZM242 107H243V109H245V110H243L242 109ZM247 107V108H246ZM89 108V107H88ZM121 108V109H122ZM128 107H126V108H124V110L125 109H127ZM145 108V107H144ZM150 109H151V107H149ZM181 108V107H180ZM18 109V110H17ZM85 109V108H84ZM115 109V108H114ZM118 109V108H117ZM117 109H115L116 110V112H114V114L115 113H117ZM120 109V110H121ZM130 109V111L129 112H131L132 111V109L131 108H129ZM136 109H140L139 107L138 108H136ZM136 109H135V111H134V113L133 112H131L132 114H137V113H135L136 112ZM146 109V108H145ZM149 109V110H150ZM155 109V108H154ZM200 109V108H199ZM198 109V110H199ZM81 110H82V108H81ZM115 110H113V111H115ZM123 110V111H124ZM128 110V109H127ZM140 110H142V109H140ZM147 110V109H146ZM177 110V109H176ZM188 110H190V109H188ZM195 110V111H196ZM213 110V111H212ZM118 111H119V109H118ZM150 111H153V109L152 110H150ZM169 111V110H168ZM174 111V110H173ZM79 112H80V110H79ZM120 112V111H119ZM125 112H127V111H125ZM128 112V113H129ZM143 113H144V111H142ZM197 112V111H196ZM200 112V111H199ZM67 113H69V114H67ZM85 113V112H84ZM87 113V112H86ZM122 113V112H121ZM124 113V112H123ZM131 113H129V115L131 114ZM139 113V112H138ZM143 113H141L140 112V114H143ZM147 113H150L151 114V112H148V110H147ZM155 112H153L152 114H154ZM171 113V112H170ZM175 112H173V114L172 115H176V113L174 114ZM200 113H202V111L200 112ZM200 113H198L197 115H199ZM208 113V114H209ZM80 114V113H79ZM118 114V113H117ZM158 114V113H157ZM169 114V113H168ZM178 115H179V113H177ZM217 114V115H218ZM19 115V116H20ZM81 115V114H80ZM84 115H86V114H84ZM102 115H101V118H102ZM113 115V114H112ZM111 115V116H112ZM123 115H125V114H123ZM127 115V114H126ZM144 115H145V113H144ZM144 115H143V117H144ZM196 115V116H197ZM17 116V117H16ZM88 116V115H87ZM111 116H110V118H111ZM114 116V115H113ZM112 116V117H113ZM156 116V115H155ZM166 116L168 117V115L166 114ZM201 116V115H200ZM16 117V118H15ZM54 117H53V119H54ZM86 117V116H85ZM115 117H117V116H115ZM136 117V116H135ZM148 117V116H147ZM152 117V116H151ZM169 117H170V114H169ZM175 116H173L172 118H174ZM195 117V116H194ZM263 117V118H262ZM56 118H55V120H56ZM79 118H80V116H79ZM109 118V117H108ZM129 118H131V117H129ZM134 118V117H133ZM146 118V117H145ZM171 118V119H172ZM6 119H7V121H10V122H12V123H8L7 122V124H6ZM18 119H20V117L19 118H17L16 120H18ZM75 119V118H74ZM73 119V120H74ZM102 119H105V118H102ZM113 119V118H112ZM135 119V118H134ZM153 119V118H152ZM170 120V121H172L170 118H167V120ZM209 121H208V120ZM261 119V120H260ZM21 120V119H20ZM20 120H19V122H20ZM24 120V119H23ZM22 120V121H23ZM51 120V119H50ZM64 120H65V122H64ZM71 120V119H70ZM79 120V119H78ZM117 120V119H116ZM119 120H120V118H119ZM149 120H151V119H149ZM175 121H176V119H174ZM173 120V121H174ZM203 121H204V119H202ZM239 120V121H238ZM79 121H81V120H79ZM84 121V120H83ZM103 121V120H102ZM106 121V120H105ZM111 121V120H110ZM110 121L108 120V122L110 123ZM121 121V120H120ZM119 121V122H120ZM133 121V120H132ZM144 121H145V119H144ZM164 121H166V120H164ZM172 121V122H173ZM196 121H198V120H196ZM201 121V120H200ZM40 122V123H39ZM48 122V121H47ZM71 123H72V121H70ZM69 122V124H71ZM107 122V121H106ZM112 122V121H111ZM115 122V123H114ZM113 122V124H115L114 125V128H115V126H116V121H114ZM127 122V121H126ZM210 122V123H209ZM18 123V122H17ZM49 123V122H48ZM75 123V122H74ZM80 123V122H79ZM122 123H123V121H122ZM135 123V122H134ZM136 123H137V121H136ZM164 123H166V122H164ZM201 123H199L200 125H201ZM211 123H212V125H211ZM264 123V122H263ZM263 123H261V125L263 124ZM8 124L10 125V126H8ZM19 124V123H18ZM21 124H23V123H20L19 125H21ZM52 124H53V122H52ZM105 124V123H104ZM113 124H109L110 125V127H112V128H107V127H105V128H107V130L108 129H112V131H113V126H111V125H113ZM123 124H125V123H123ZM139 124H141L140 122H139ZM149 124V123H148ZM214 124V125H213ZM217 124V125H216ZM234 124V123H233ZM253 126H252V125ZM62 125V124H61ZM73 125V124H72ZM119 125V124H118ZM126 125V124H125ZM162 124H160V126H161ZM165 124H163V126H164ZM198 125V124H197ZM218 125H219V127H218ZM231 125V124H230ZM242 125V124H241ZM241 125H239L238 127L239 128H241L242 126ZM249 125L247 126V127H249ZM256 125V126H255ZM260 125V126H261ZM63 126H65V125H63ZM70 126V125H69ZM107 126H108V123H107ZM122 126V125H121ZM134 126V125H133ZM169 126V125H168ZM168 126H167V128H168ZM210 126V127H209ZM226 126V127H227ZM232 126V125H231ZM252 126V127H251ZM45 127V126H44ZM85 127V126H84ZM144 127V126H143ZM192 127V126H191ZM196 127V126H195ZM201 128V126H198V128ZM221 127V128H220ZM237 127V126H236ZM235 127V128H236ZM25 128H26V126H25ZM63 129H65L66 128V132H65V135L62 133V135H60L57 139H54V143L51 141V143H50V146L52 145V146H54L56 149L58 148V147H60V148H62V147H65V148H67V149H69V148H75L76 149V147H78L77 149H79V148H81L80 146L82 145L81 143H83V141L82 142H80L81 140L78 138V140H76V138H74L73 140L74 141H69L70 139H66V133H67V130H68V127L66 126L65 128L64 127H62ZM69 128H72V126H70ZM103 127H101V129H102ZM126 128V127H125ZM135 128V130H136V127H134ZM147 128V126H145V128H139V129H141L140 131H142L143 129H145V131L146 130H148V129H146ZM159 128H161V127H159ZM167 128H165V129H167ZM198 128H197V130H198ZM246 128V127H245ZM252 128V129H251ZM27 129V128H26ZM25 129V130H26ZM58 129V128H57ZM63 129H61V130H63ZM78 129H82V127L81 128H79L78 127ZM116 129H117V126H116ZM116 129H114L115 131H116V133H113V132H110V131H108V133L109 134H107V135H111L112 133V135L110 136V137H112V139L110 138V140L112 141V143L111 144H113V146L116 148V149H121V150H123V151H126L125 153H124V155L125 154H127L126 156H127V159H124V164L126 165V161H127V163L128 162H130L128 159V157H132L133 158V152L132 151H130V148L132 147V143H131V140H133L134 138L132 137L131 138V136H129L130 138H128V136L127 137H123V135H124V132H123V135L122 134H120L119 132H118V134L119 135H117V130ZM121 129V128H120ZM137 129H138V127H137ZM149 129H150V127H149ZM187 129V128H186ZM208 129V130H207ZM220 129V130H219ZM224 129V130H223ZM228 129L230 130V128L228 127ZM236 129V130H237ZM260 129V128H259ZM262 129V128H261ZM60 130V131H61ZM83 130L85 131L86 129H84L83 128ZM83 130H79V131H83ZM164 130V129H163ZM190 130V129H189ZM200 130V129H199ZM210 130V131H209ZM253 130H256L255 132H253ZM29 133H32L30 130H27ZM38 131V130H37ZM44 131V130H43ZM42 131V132H43ZM63 131H65V130H63ZM71 131V130H70ZM79 131H78V133H79ZM83 131V132H84ZM102 131V130H101ZM114 131V132H115ZM119 131H121V130H119ZM124 131V130H123ZM127 131V130H126ZM138 132V131H136V133H138L140 136H142V135H144V136H142V137H140L139 135H138V139H137V141H139V137H140V141H141V138L142 139H144V137L147 135V133L149 132V131H151V130H149L147 133L144 131V132ZM159 131H161V129L159 130ZM188 131V130H187ZM195 132H196V130H194ZM193 130H192V132H193V135L195 134V135H197L196 137H200V138H196L195 137V135H194V137L198 140H196V139H194V137H192V139L190 140H188L189 142H192V140H193V142L192 143H190L189 145H187V146H189V148H190V150L193 152H189L190 154H196L195 156H198V152H200V154H201V152H205L204 150L202 151V147H203V145H206V143L205 144H203L201 141H202V139H201V137L203 138V140H204V138H205V136H201V135H198V134H201L202 132H205V131H202V128H201V133L198 131V134H196L195 132H194ZM221 131H222V133H221ZM228 131V130H227ZM259 131H261V130H259ZM263 131H264V129H263ZM28 132H25V134L27 133L28 134ZM44 132H47V131H44ZM73 132V131H72ZM90 132V131H89ZM107 132V131H106ZM122 132V131H121ZM127 132H129V131H127ZM166 132V131H165ZM170 132V131H169ZM192 132H189L188 133V135L190 134V133H192ZM38 133V132H37ZM37 133L36 134H34V133H32L31 135H35V136H33V138L34 137H36V135H37ZM52 133V132H51ZM69 133V132H68ZM71 133V132H70ZM76 133V132H75ZM82 133V132H81ZM111 133V134H110ZM126 133V132H125ZM131 133V132H130ZM144 133H146V135L144 134ZM150 133V132H149ZM187 133V132H186ZM228 133H229V131H228ZM255 133V134H254ZM3 134V133H2ZM58 134V133H57ZM59 134H61V133H59ZM72 134V133H71ZM71 134H69V135H71ZM89 134V133H88ZM105 134V133H104ZM203 134H205V133H202V135ZM212 134V133H211ZM231 134V133H230ZM22 135V134H21ZM23 135H24V133H23ZM68 135V134H67ZM79 135V134H78ZM84 135V134H83ZM86 135V134H85ZM122 137H121V136ZM126 135H130V134H125V136ZM160 135V134H159ZM162 135V134H161ZM170 135V134H169ZM188 135H186V136H188ZM206 135V136H207ZM210 135V134H209ZM217 135V134H216ZM234 135H236V132L234 133ZM232 136V138H234V137H236V136ZM4 136V135H3ZM9 136V135H8ZM17 136H19V135H17ZM38 136V135H37ZM43 136V135H42ZM51 136V135H50ZM75 136V135H74ZM102 136V135H101ZM148 136V135H147ZM166 136V135H165ZM190 136V135H189ZM192 136V135H191ZM212 136V135H211ZM218 136V135H217ZM231 136V135H230ZM229 136V137H230ZM258 136V135H257ZM260 136V135H259ZM12 137V136H11ZM10 137V138H11ZM21 138H22V136H20ZM27 137H31L29 134L28 135H24V137H23V140H25V139H28ZM40 137H41V134H40ZM65 137V138H64ZM69 137V136H68ZM71 137V136H70ZM103 137V136H102ZM101 137V138H102ZM135 137H137V135L135 136ZM213 137H214V134H213ZM216 137V136H215ZM219 137V136H218ZM245 137V138H244ZM10 138H7V139H9L10 140ZM25 138V139H24ZM33 138H31V139H33ZM42 138L43 137H41V141H43L42 140ZM46 138V137H45ZM44 138V139H45ZM107 138V137H106ZM168 138V137H167ZM211 138V137H210ZM209 138V139H210ZM222 137H220V139H218V140H222V144L221 143H219L218 144V146H215V150H216V152H214V149L212 148V147H210L209 149L206 147V146H204V148H206L205 150H207V151H210L211 153H208V154H212V159H210L211 161H213V159H214V157H216V155L218 154L220 157H218V155H217V157L216 158H219L218 160L219 161H217L216 159H214V162H211L210 160V162L208 163L209 164V166H208V164H205V168L204 169H202L201 170V172L203 171L204 172V170H205V172L203 173L202 172V179H203V174H205L206 173V171H207V174L208 175H210V176H204L205 178L207 177V181H209V183L208 182H206V179H205V189L208 187H210L209 189H211V192L212 191H214V189H212L213 187H211V184H213L214 183V185H215V183L216 184H218V182L220 183V184H222L223 185V187H224V185H225V188H223L220 184V188L222 187V189L225 191V192H227V189L226 188H228L229 189V187L231 186V185H233V187L231 186V188H230V190L228 191V193L230 192L231 194H232V191L234 192V194H233V198H235V197H237L238 196V199L236 198V200L234 199V201L235 202H237L236 204H233V201L231 202V204H229L230 205V207H227V209H226V207H225V210L227 211L226 213H220V215L221 214H223L222 216H221V219H225L226 221L227 220H230L231 219V216H230V210L233 212V214L235 215V217L234 218H237V220H238V222H241L242 221V216L244 217L245 215L244 214H246V217L247 216H249L250 217V215H248L247 214V212H249V210L251 211L250 213H252V212H254V210H253V208L255 209V211H256V213L257 212H263L264 211V193H263V195H261V187L259 186V183L258 182H256V177H259V176H264V163L262 164V165H258L259 167H256V170H258V169H260V167H263V168H261L260 169V171H255L254 169L255 168H250V166H251V164L252 163H249V165L246 163V162H243V163H245V166H246V168L249 166V168L250 169H246L245 167H244V165L243 164H240V163H242L241 162V160H239V157L240 158H242L244 155L242 154L241 156H239L238 157V161H240L239 162V164L238 165H240V166H237V164H235L234 163V165H236L237 167H241L242 168V166H243V171H241V169H239V171H237L238 169H237V167H236V171H234L233 169H231L232 168V163L234 162H232L231 160H234V158H235V161L238 163V161L236 160V157H234L236 154H238V152H235L236 154L233 156L232 154H231V148H229V143L228 142H226L227 141V139L228 138H226V140L225 139H221ZM231 138V139H232ZM257 138V137H256ZM12 139V138H11ZM67 141H66V140ZM84 139V138H83ZM109 139V138H108ZM206 139V138H205ZM239 139V138H238ZM245 139H246V143H245ZM8 140V141H9ZM19 140V139H18ZM29 141H31L30 140V138L28 139ZM49 140H51V139H49ZM72 140V139H71ZM102 139H100V141H101ZM144 140H146V139H144ZM150 140V139H149ZM201 140V141H200ZM217 140V141H218ZM21 141V140H20ZM26 141V140H25ZM32 141H35L34 139L32 140ZM38 141H39V138H38ZM100 141H99V143H100ZM135 141V140H134ZM136 141V142H137ZM143 141V140H142ZM186 141H187V139H186ZM211 141H214V140H211ZM253 141H252V143H253ZM10 142H11V140H10ZM13 142V141H12ZM11 142V143H12ZM45 142V141H44ZM44 142H42V143H44ZM102 142V141H101ZM188 142V143H189ZM199 142V143H198ZM219 142V141H218ZM224 142V143H223ZM226 142V143H225ZM258 142H259V140L257 139V144H256V146L258 145ZM29 143V142H28ZM98 143V142H97ZM103 143V142H102ZM137 143H139V142H137ZM145 143V142H144ZM144 143H141V144H144ZM147 143H148V140H147ZM200 143H202V144H200ZM261 143V142H260ZM13 144V143H12ZM15 144V143H14ZM17 144V143H16ZM21 144V143H20ZM96 144V143H95ZM104 144H106V143H104ZM134 144V143H133ZM136 144V143H135ZM134 144V145H135ZM6 145V144H5ZM28 145V144H27ZM32 145V144H31ZM110 145V144H109ZM137 145V144H136ZM147 145V144H146ZM145 145V146H146ZM200 145V146H199ZM251 145L252 144H250V147H251ZM1 146V145H0ZM21 146V145H20ZM51 146V147H52ZM100 146V145H99ZM185 146V145H184ZM187 146H186V148H187ZM198 146L200 147V148H198ZM253 146V145H252ZM2 147V146H1ZM25 147V146H24ZM24 147H22V149L21 150H23L24 149ZM50 147V148H51ZM54 147H52V151H55V149H54ZM82 147H83V145H82ZM128 147V148H127ZM134 147V146H133ZM183 147V146H182ZM249 147V146H248ZM27 148H29V147H27L26 146V149ZM48 148H49V146H48ZM49 148V149H50ZM148 148V147H147ZM185 148V147H184ZM183 148V149H184ZM198 150H196V149ZM203 148V149H204ZM76 149V150H77ZM83 149V148H82ZM180 149H182V148H180ZM200 149H201V151H200ZM248 149V148H247ZM28 150V149H27ZM44 149H42V151H43ZM75 150V151H76ZM84 150H85V148H84ZM185 150V149H184ZM189 150V149H188ZM196 150V151H195ZM47 151V150H46ZM117 151V150H116ZM119 151V150H118ZM141 151H143L142 149H141ZM174 150H172L171 152H173ZM178 151H179V149H178ZM177 151V152H178ZM40 152H41V150H40ZM39 152V153H40ZM60 152V151H59ZM78 152V151H77ZM130 152H132V154H130ZM176 152V153H177ZM185 152V151H184ZM186 153V155L185 156H187V155H189V153ZM197 152V153H196ZM212 152H214V153H212ZM240 152V151H239ZM3 153V152H2ZM53 153V152H52ZM69 153V152H68ZM86 153V152H85ZM119 153V152H118ZM123 153V152H122ZM129 153V154H128ZM135 153V152H134ZM169 153V152H168ZM174 153V152H173ZM206 153V155H204L203 153V155H204V157L206 156V157H208L207 156V152H205ZM241 153V152H240ZM239 153V154H240ZM114 154V153H113ZM170 154V153H169ZM179 154L180 155H182L181 154V152H179ZM214 154H215V156H214ZM1 155V154H0ZM15 155V154H14ZM24 155H25V153H24ZM69 155V154H68ZM86 155H87V153H86ZM136 155V154H135ZM134 155V156H135ZM231 155H232V157H231ZM12 156V155H11ZM125 156V157H126ZM167 156V155H166ZM170 156V155H169ZM173 156V155H172ZM175 156H177V158H178V156L179 155H175ZM183 156V155H182ZM181 156V157H182ZM200 156H202V155H200ZM7 157V156H6ZM117 157V156H116ZM124 157V158H125ZM192 157H194V156H191V158ZM204 157H202V158H204ZM211 157V156H210ZM234 157V158H233ZM27 158V157H26ZM30 158V157H29ZM118 158H120V157H118ZM117 158V159H118ZM122 158V157H121ZM132 158L130 159L131 161H132ZM175 158L176 157H174V160H175ZM198 158H200L199 156H198ZM232 158V159H231ZM105 159H106V157H104V163H106L105 162ZM109 159V158H108ZM170 160H171V157L169 158ZM168 159V160H169ZM184 159V158H183ZM190 159V158H189ZM188 159V160H189ZM229 159V161L231 162V164H226V162H229V161H226V160H228ZM231 159V160H230ZM243 159V158H242ZM248 160H249V158H247ZM3 160V159H2ZM5 160V159H4ZM14 160V159H13ZM110 160V159H109ZM113 160H114V158H113ZM116 160V159H115ZM118 160H120V159H118ZM126 160V161H125ZM135 160V159H134ZM173 160V161H174ZM197 160V159H196ZM195 160V161H196ZM203 160V159H202ZM205 160H206V158H205ZM215 160L217 161V162H215ZM244 160V159H243ZM1 161V160H0ZM73 161V160H72ZM101 161V160H100ZM172 161V160H171ZM175 161H178L177 159L175 160ZM180 161V160H179ZM183 161V160H182ZM185 161H186V158H185ZM193 161V160H192ZM192 161H188L189 162V164L191 163L192 165L194 164V162L192 163ZM1 162H3V161H1ZM5 162H7V161H5ZM31 162V161H30ZM70 163H71V161H69ZM77 162V161H76ZM103 162V161H102ZM109 162V161H108ZM119 162V161H118ZM198 163H200L199 161H197ZM208 161L206 160V163H207ZM229 162V163H230ZM36 163V162H35ZM67 163V162H66ZM73 163V162H72ZM75 163V162H74ZM134 163V162H133ZM178 163V162H177ZM186 163H187V161H186ZM201 163H205V161L204 162H201ZM200 163V164H201ZM210 163H212V165L210 164ZM215 163V164H214ZM219 165H218V164ZM4 164H6L7 165V163H4ZM18 164V163H17ZM61 164H63V162L61 163ZM60 164V165H61ZM103 164V163H102ZM115 164H117V162H115ZM120 164V163H119ZM122 164V163H121ZM129 164H131V163H128L126 166H127V168L129 169L130 167H129ZM175 163H173V165H174ZM183 164H185L184 162H183ZM199 164V165H200ZM217 164V166H215ZM220 164L221 165H224L225 166V169L227 168L226 166H228V167H231L230 169L228 168V169H226V170H224V172H222V173H217V170L218 171H220V169H222L221 171H223V169H224V167L222 168V167H220ZM247 164V165H246ZM10 165V164H9ZM16 165V164H15ZM31 165H33V164H31ZM36 165V164H35ZM67 165V164H66ZM72 165H74V164H71V166ZM110 164H108V166H109ZM124 165V166H125ZM133 165H135V163L133 164ZM132 165V166H133ZM181 165H182V163H181ZM195 165H197V164H195ZM201 165H203V164H201ZM206 165H207V167H206ZM230 165H232V166H230ZM18 166H20V165H18ZM17 166V167H18ZM39 166V165H38ZM77 166V165H76ZM107 166V167H108ZM117 166V165H116ZM189 167V165H188V163L186 164V168L188 169V167ZM212 166H215V167H218V169L216 168V169H214V171H213V168H215V167H212ZM253 166V165H252ZM257 166V165H256ZM13 167V166H12ZM23 167V166H22ZM42 167V166H41ZM67 167V166H66ZM74 167V166H73ZM176 167H178L177 165H176ZM197 167H198V165H197ZM197 167H193V168H195L194 170H196V168ZM209 167H210V170H211V167H212V176H211V172L209 171ZM235 167H233V168H235ZM255 167V166H254ZM8 168V167H7ZM11 168V167H10ZM37 168V167H36ZM68 168V167H67ZM192 168V167H191ZM12 169V168H11ZM18 169V168H17ZM20 169H21V167H20ZM27 169V168H26ZM38 169H40V168H38ZM74 169V168H73ZM77 169V168H76ZM117 169H118V167H117ZM116 169V170H117ZM126 169V168H125ZM124 169V170H125ZM131 169H133V170H136L135 168H131ZM178 169H179V167H178ZM7 170V169H6ZM35 170V169H34ZM57 170V169H56ZM63 170V169H62ZM65 170V169H64ZM68 170V169H67ZM120 171H117L118 173L117 174H119L120 172H121V174L120 175H118V177L116 178L119 182H120V184L118 183V185H120V186H118V187H121V189L124 191H121L120 190V193L118 192L119 191V188L118 187H116V188H118V191L116 190V192H118L119 194H121V193H123V195H125L124 197H126V199L123 197V199H125V200H128V204L130 203L129 202V199H130V197L132 196V195H138L139 193H144V191H145V189L147 190L145 193H144V197L146 196V194H147V196L145 197L148 201H149V203H150V205H151V203H154V204H159L158 205V207L157 206H151V208L154 210V208H155V211H154V213H155V215H157V212L159 211V212H161V213H163V214H161V213H159L157 216H159V217H156V220L155 221H153V222H155L156 224H157V227H158V230L160 231V234L164 237V238H166V237H168V233H166V232H169V231H166L167 229L165 228V226H164V224L167 222L168 223V220H170L169 219V216L171 215V209L172 208H175V207H172V208H170V207H168V205L166 204V202L167 203H169L168 202V200L166 201V202H164L165 201V199L168 197L166 194V198L164 197V196H162V195H164V194H162L161 192L164 190H162L161 192H160V189L158 188V184H156L155 182H149V184L148 185H145V186H147V187H145L143 184H145L144 182H143V184H141V182L143 181V179H142V181H140V183L139 182H136V180L138 181V179H137V176H136V178H134V179H136L135 181H134V179H131V177L129 176V179H128V176H126L125 175V173L123 174V172H122V169H119ZM123 170V171H124ZM190 170V168L188 169V170H186V171H188L187 172V174L190 172L189 171ZM193 170V171H194ZM199 170H200V166H199ZM215 170H216V172H215ZM232 170L234 171L233 173H231L232 172ZM1 171V170H0ZM18 171H19V169H18ZM32 171V170H31ZM40 171V170H39ZM39 171H37V173L40 175V173H39ZM59 171V170H58ZM61 171V170H60ZM73 171V170H72ZM98 171V170H97ZM126 171H127V169H126ZM129 171V170H128ZM177 171V170H176ZM220 171V172H221ZM10 172V171H9ZM16 172V171H15ZM53 172H55V171H53ZM68 172V171H67ZM67 172H65V173H67ZM99 172V171H98ZM138 171H136V173H137ZM184 172H185V170H184ZM197 172V171H196ZM195 172V173H196ZM215 172V173H214ZM1 173V172H0ZM6 173V172H5ZM29 173H30V171H29ZM33 173V172H32ZM36 173V174H37ZM56 173V172H55ZM63 173V172H62ZM79 173V172H78ZM83 173H85V172H83ZM95 173V172H94ZM135 173V172H134ZM133 173V174H134ZM135 173V174H136ZM177 173V172H176ZM210 173V174H209ZM2 174V173H1ZM1 174H0V179L1 180H3V178H1V177H4L3 176V174H2V176H1ZM34 175V176H29V174H28V176H18L17 177V174L15 173V175H16V178H17V180H18V183H17V186H15V188L18 190V193H16V194H21V196H23V199L25 198V200L26 201H24L23 203H21V204H23V206H24V208H25V210H29L30 209V212H31V210H32V208H33V205L35 206L36 205V203H35V201H34V203H33V199H30V196H32L33 194L30 192V194H27L26 196H28V195H30L29 197H27L26 198V196H24V194L25 193H28L27 192V190L25 191V189H26V187H25V185H24V183L25 182H28V183H30V185H29V187H31L29 190H32V192H33V190L35 189H39V191L41 190L43 193H41L42 194V200H43V206L45 207V210H46V214H47V218H46V220L45 221H43V219H42V221L43 222H45L46 224V226L47 227H49V226H58L57 228L59 229V227L62 225H60V223H61V221H62V216L66 213V211L64 210V209H62L63 207H62V203L65 201L66 202V200H64V201H62L63 199H61V197H59V192L60 191H58L57 190V186H56V188H53V190L51 189L50 190V186L52 185V183L54 182V179H53V177L50 175H47V176H45V174L43 173L42 175L43 176H39V175ZM50 174V173H49ZM86 174V173H85ZM95 174H97V172L95 173ZM110 174V173H109ZM116 174V175H117ZM125 175L124 177H121V175ZM132 174V173H131ZM138 174V173H137ZM174 174V173H173ZM180 174V173H179ZM182 174V173H181ZM180 174V175H181ZM227 174H229V177L227 176ZM31 175V174H30ZM54 175V174H53ZM56 175V174H55ZM71 175V174H70ZM93 175V174H92ZM180 175H178V178H179V176ZM190 175V174H189ZM197 176H198V173L196 174ZM13 176V175H12ZM59 176V175H58ZM85 176V175H84ZM87 176V175H86ZM201 176V175H200ZM232 176H237V177H232L233 179H237V181L235 182L234 180H232V179H230ZM244 177V179L246 178V176H247V178L248 179H245L246 181H244L242 178ZM248 176H251V177H248ZM52 177V178H51ZM59 177H63L62 179H64V180H66V182H69L70 183V181L71 180H73V179H76V178H78V176H59ZM81 177V176H80ZM80 177H79V179H80ZM93 177V178H92ZM111 177V176H110ZM114 177H116V176H114ZM113 177V178H114ZM125 177H127V178H125ZM151 177V176H150ZM158 177V176H157ZM160 177V176H159ZM208 177H209V180H208ZM6 178V177H5ZM10 178H12V177H10ZM60 178V180H62ZM84 178V177H83ZM119 178V179H118ZM133 178V177H132ZM140 178V177H139ZM191 178V177H190ZM198 178V177H197ZM213 180H212V179ZM226 178H229L231 181H234V182H232V184H231V181L230 180H227L226 181ZM240 178V179H239ZM249 178H251V179H249ZM255 180V182L257 183H255V184H253V179ZM262 178V177H261ZM51 179H53V181L51 180ZM59 179V178H58ZM58 179H56V180H58ZM85 179L88 181V182H91V186H93L94 187V189L96 188V190H98L99 191V189H97V181H98V183L100 184H102V182H99L100 180H101V178L100 177H97V176H91V177H89V178H87V177H85ZM152 179V178H151ZM150 179V180H151ZM155 179H157V178H155ZM159 179V178H158ZM177 179V178H176ZM199 179V178H198ZM201 179V180H202ZM203 179V180H204ZM262 179H264V178H262ZM0 180V198L1 197H3V195H4V191L5 190H7V191H9L8 193H11V191L13 190L12 188L14 187V186H12L11 184H12V182L10 183V182H5V181H1ZM24 180H25V182H24ZM64 180H62V181H64ZM108 180H109V178H108ZM130 180V182H132V186H134V188L131 186V187H129L128 188V184L129 183H127L128 181ZM132 180V181H131ZM149 180V179H148ZM183 180V179H182ZM194 180H196V179H194ZM202 180V181H203ZM212 180V181H211ZM242 181V185L240 186L239 184V186L236 184V183H239V181ZM247 180H249V182H247ZM250 180H251V182H252V184H251V182H250ZM253 180V181H252ZM14 181V180H13ZM83 181V180H82ZM81 181V182H82ZM86 181V182H87ZM152 181V180H151ZM157 181V180H156ZM174 181V180H173ZM177 180H175V182H176ZM180 181V180H179ZM179 181H178V183H179ZM199 182H200V180H198ZM215 181V182H214ZM65 182V181H64ZM63 182V184H64V187L66 188L65 190H66V193L67 194H69V192H70V194L72 195V194H76V191H75V189H73L71 186H69L68 185V183H64ZM113 182V181H112ZM116 182V181H115ZM158 182V181H157ZM195 182V181H194ZM210 182H211V184H210ZM228 182V183H227ZM250 183V184H247V183ZM51 185H50V184ZM73 183V182H72ZM107 184V186L109 185V188L107 187V186H105L106 184ZM114 183V182H113ZM172 183V182H171ZM203 183H204V181H203ZM227 183V184H226ZM244 183V184H243ZM246 183V184H245ZM50 185L49 186V190H48V187H47V185ZM56 184H58L57 182L55 183V185ZM98 184V185H99ZM115 184V183H114ZM162 184V183H161ZM187 184V183H186ZM210 184V185H209ZM228 184H230L229 186H228ZM11 185V186H10ZM55 185H54V183H53V186L55 187ZM72 185V184H71ZM82 185V184H81ZM156 185H157V187H156ZM177 185V184H176ZM195 185V184H194ZM201 185V184H200ZM227 185V186H226ZM61 186V185H60ZM75 186V185H74ZM161 186V185H160ZM178 186V185H177ZM198 186V185H197ZM207 186V187H206ZM217 186V185H216ZM215 186V187H216ZM27 187H28V185H27ZM58 187H59V184H58ZM62 187V186H61ZM81 187V186H80ZM90 187V186H89ZM99 187H100V185H99ZM103 188L104 187H106L107 188V191H109V189L110 188H112V190L110 189V192L111 191H114L113 189H115V187H114V185H113V187H110V183H107V181H104V184H103V186H102ZM145 189H144V188ZM34 188V189H33ZM60 188V187H59ZM58 188V189H59ZM131 188H133V190H131ZM143 188V189H142ZM179 188V187H178ZM196 188V187H195ZM202 188H204L203 186H202ZM56 189V190H55ZM87 189V188H86ZM162 189V188H161ZM209 189H207L209 192V194L211 193L210 192V190ZM11 190V191H10ZM36 190V191H37ZM80 190V189H79ZM85 190V189H84ZM83 190V191H84ZM104 190L106 191V189L104 188ZM104 190H102L103 191V193L102 194H104ZM143 190V191H142ZM199 190V189H198ZM204 190V189H203ZM7 191L5 192V193H7ZM56 191H58L57 192V194L55 193ZM67 191H69V192H67ZM106 191V192H107ZM131 191H133V192H135L134 194H131V193H133V192H131ZM169 191V190H168ZM168 191H166V192H168ZM188 191V190H187ZM191 190H189V192H190ZM216 191V190H215ZM15 192V191H14ZM17 192V191H16ZM35 192V191H34ZM38 192V191H37ZM36 192V193H37ZM82 192V191H81ZM85 192V191H84ZM84 192H82V195H84V196H86L85 195V193ZM87 192V191H86ZM105 192V193H106ZM109 192V193H110ZM137 192V193H136ZM191 192H193V190L191 191ZM66 193H64V194H66ZM84 193V194H83ZM108 193V192H107ZM106 193V194H107ZM113 193V192H112ZM115 193V192H114ZM113 193V194H114ZM117 193V194H118ZM142 193V194H143ZM164 193V192H163ZM172 193H173V191H172ZM204 193H206V191L204 192ZM207 193V195H209ZM259 195H258V194ZM15 194V193H14ZM106 194H104L105 196H106ZM169 194H171V193H169ZM174 194H175V192H174ZM173 194V196H175ZM189 194V193H188ZM202 194H203V192H202ZM226 194V193H225ZM237 195V196H234V195ZM9 195V194H8ZM11 195V194H10ZM19 195H17L16 197H18ZM97 195H98V193H97ZM108 195V194H107ZM110 195H111V193H110ZM110 195H108V196H110ZM115 195V194H114ZM131 195V196H130ZM136 195V196H137ZM141 195V194H140ZM139 195V197H141ZM189 195H193V193L191 194H189ZM211 195V194H210ZM218 195V194H217ZM13 196H15V195H12V197ZM21 196H19V197H21ZM63 197H64V195H62ZM67 196V195H66ZM83 196V197H84ZM113 195H111L110 196V198L112 197ZM196 196V195H195ZM214 196L215 195H213V198H214ZM6 197V196H5ZM11 197V196H10ZM33 197H35L34 195H33ZM37 197V196H36ZM68 197V196H67ZM82 197V198H83ZM89 197V196H88ZM102 197V196H101ZM115 197H117V195L116 196H113V198H114V203H116L115 202V200L117 201V199L118 198H115ZM119 197V196H118ZM127 197H129V199L127 198ZM134 197V196H133ZM163 197H164V199H163ZM169 197H171V196H169ZM197 197V196H196ZM209 197V196H208ZM221 197H222V195H221ZM230 197H232V195L230 196ZM32 198V197H31ZM39 198V197H38ZM99 198V197H98ZM103 198H104V196H103ZM109 198V197H108ZM143 198V197H142ZM141 198V199H142ZM145 198H143V199H145ZM173 198V197H172ZM172 198H171V200H172ZM177 198V197H176ZM206 198V197H205ZM212 198V197H211ZM217 198V197H216ZM225 198V197H224ZM233 198H231V199H233ZM5 199V198H4ZM3 199V200H4ZM10 199V198H9ZM8 199V200H9ZM70 199V198H69ZM91 199V198H90ZM122 199V198H121ZM123 199H122V201H123ZM131 199H132V197H131ZM142 199V200H143ZM150 199V200H149ZM163 199V200H162ZM196 199V198H195ZM215 199V198H214ZM11 200V199H10ZM9 200V201H10ZM16 200H21V199H16ZM41 200V199H40ZM88 200V199H87ZM216 200H219L218 198L216 199ZM101 201V200H100ZM99 201V202H100ZM138 201V200H137ZM173 201V200H172ZM175 201V200H174ZM214 201V203H215V200H213ZM220 201V200H219ZM15 202V201H14ZM21 202H22V200H21ZM40 202V201H39ZM64 202V203H65ZM67 202H69V201H67ZM82 202V201H81ZM88 202V201H87ZM93 202V201H92ZM98 202V201H97ZM111 202V201H110ZM112 202H113V199H112ZM118 202H120L119 200H118ZM125 202V201H124ZM132 202V201H131ZM143 202V201H142ZM145 202V201H144ZM179 202V201H178ZM210 202V201H209ZM217 202V201H216ZM225 202V201H224ZM227 202V201H226ZM19 203V202H18ZM84 203H85V200H84ZM89 203V202H88ZM134 203V202H133ZM173 203V202H172ZM176 203V202H175ZM218 203V202H217ZM4 204V203H3ZM6 204V203H5ZM20 203H19V205H21ZM117 204V205H116ZM115 205L114 204H112V206H109V207H113L114 208V206H118L119 204L118 203H116ZM167 206H166V205ZM177 204V203H176ZM205 204V203H204ZM216 204V203H215ZM9 205H12V204H9ZM38 205V204H37ZM40 205V204H39ZM66 205V204H65ZM108 205H110V204H108ZM124 205H125V203H124ZM163 205V206H162ZM164 205L167 207V208H165L164 207ZM206 205V204H205ZM218 205V204H217ZM223 205V204H222ZM228 205V206H229ZM93 206V205H92ZM103 206V205H102ZM101 206V207H102ZM120 206V205H119ZM118 206V207H119ZM127 206V205H126ZM132 206H133V204H132ZM131 206V207H132ZM173 206V205H172ZM191 206V205H190ZM202 207H203V205H201ZM200 206V207H201ZM7 207V206H6ZM18 207V206H17ZM22 207V206H21ZM38 207V206H37ZM84 207H85V204H84ZM117 207V208H118ZM130 207V206H129ZM134 207V206H133ZM132 207V208H133ZM199 207V208H200ZM217 207V206H216ZM5 208V207H4ZM24 208H22V209H24ZM36 208V207H35ZM34 208V211L37 209H35ZM56 208H57V210H60V212H58L57 210H56ZM59 208V209H58ZM99 208V207H98ZM116 208V209H117ZM121 208H124V206L122 207L121 206ZM120 208V209H121ZM125 208H127V207H125ZM168 208H169V210H168ZM182 208V207H181ZM180 208V209H181ZM189 208V207H188ZM196 208V207H195ZM206 208V207H205ZM218 209V211H219V207H217ZM222 208V207H221ZM231 208V209H230ZM2 209H3V207H2ZM7 209V208H6ZM5 209V210H6ZM10 209V208H9ZM11 209H12V207H11ZM14 209H15V206H14ZM21 209V208H20ZM93 209H94V206H93ZM102 209V208H101ZM100 209V210H101ZM158 209H161V210H158ZM191 209V208H190ZM198 209V208H197ZM252 209V210H251ZM8 210V209H7ZM18 210V209H17ZM16 210V211H17ZM27 210V211H28ZM90 210V209H89ZM92 210V209H91ZM99 210V213L101 212ZM108 210V209H107ZM111 210V209H110ZM123 210V209H122ZM129 210H131L130 208H129ZM165 210H167V211H169L170 212V215L169 216H166L169 212H165ZM203 210V209H202ZM16 211H14V210H12V213H11V215L12 214H14V213H16ZM20 211V210H19ZM24 211V210H23ZM40 211V210H39ZM95 211V210H94ZM97 211V210H96ZM103 211V210H102ZM109 211V210H108ZM115 212V210H112V213H114ZM121 211V210H120ZM133 211V210H132ZM134 211H135V208H134ZM141 211V210H140ZM179 211V210H178ZM205 211H207V208H206V210ZM7 211H5V213H6ZM21 212V211H20ZM38 211H36V213H37ZM89 212V211H88ZM93 212V211H92ZM123 212V211H122ZM135 212H137V211H135ZM139 212V211H138ZM152 212V211H151ZM173 212V211H172ZM223 212H224V210H223ZM231 212V213H232ZM8 213H9V210H8ZM17 213H19L18 211H17ZM28 213V212H27ZM33 213V212H32ZM62 213H64V214H62ZM68 213V212H67ZM107 213V212H106ZM130 213V212H129ZM133 213V212H132ZM174 213H176V212H174ZM173 213V214H174ZM193 213V212H192ZM195 213H196V211H195ZM207 213V212H206ZM255 213V214H256ZM41 214V213H40ZM92 214V213H91ZM105 214V213H104ZM118 214H120L119 212H118ZM122 214V213H121ZM125 214V213H124ZM161 214V215H160ZM188 214V213H187ZM217 214V213H216ZM219 214V213H218ZM243 214V215H242ZM258 214V213H257ZM18 215V214H17ZM21 215H22V213H21ZM25 215H28V214H25ZM37 215V214H36ZM99 215V214H98ZM103 215V214H102ZM117 215V214H116ZM135 215V214H134ZM232 215V214H231ZM7 216H9V214L7 215ZM15 216V215H14ZM18 216H20V214L18 215ZM17 216V218H16V216H15V218L16 219H18L19 217ZM23 216V215H22ZM21 216V217H22ZM29 216V215H28ZM31 216H32V214H31ZM38 216V215H37ZM65 216H68V215H66L65 214ZM93 216V215H92ZM106 216V215H105ZM119 216V215H118ZM230 216V217H229ZM252 216H253V213H252ZM6 217V216H5ZM12 217V216H11ZM20 217V218H21ZM24 217H26V216H24ZM36 217V216H35ZM116 217V216H115ZM127 217V216H126ZM140 217V216H139ZM138 217V218H139ZM172 217V216H171ZM180 217V216H179ZM220 217V216H219ZM219 217H217V218H219ZM223 217V218H222ZM256 217V216H255ZM10 218V217H9ZM19 218V219H20ZM27 218V217H26ZM26 218H24V219H26ZM66 218V217H65ZM63 219V220H66V219ZM68 218V217H67ZM69 218H70V216H69ZM92 218V217H91ZM90 218V219H91ZM94 218V217H93ZM102 218V217H101ZM118 218V217H117ZM175 218V217H174ZM181 218H183V217H181ZM181 218H179V219H181ZM188 218H190V217H188ZM188 218H185L186 220L188 219ZM193 218V217H192ZM230 218V219H229ZM248 218V217H247ZM7 219V218H6ZM15 219V220H16ZM28 219V218H27ZM36 219V218H35ZM38 219V218H37ZM71 219V218H70ZM69 219V220H70ZM96 219V218H95ZM122 219V218H121ZM125 219H127V218H125ZM144 219V218H143ZM150 219V221H151V218H149ZM153 219V218H152ZM155 219V218H154ZM173 219V218H172ZM176 219V218H175ZM174 219V220H175ZM179 219H178V221L176 222V223H179V222H181V221H179ZM194 219V218H193ZM192 219V220H193ZM220 219V220H221ZM245 219V218H244ZM257 219H259V218H257ZM13 220H14V218H13ZM14 220V221H15ZM105 220H106V218H105ZM110 221H111V218L109 219ZM115 220H117V219H115ZM119 220V219H118ZM141 220V219H140ZM173 220V221H174ZM183 220V219H182ZM191 220V218L189 219V220H187V224H189V222L190 223H194V221H192ZM195 220V219H194ZM233 220V219H232ZM2 220H0V222H1ZM4 221V220H3ZM32 221V220H31ZM37 221H39V220H37ZM36 221V222H37ZM41 221V220H40ZM68 221V220H67ZM71 221V220H70ZM69 221V222H70ZM132 221V220H131ZM134 221H135V219H134ZM196 221V220H195ZM219 221V220H218ZM222 221V220H221ZM249 221V220H248ZM258 221H260V219L259 220H257V222ZM261 221H262V219H261ZM9 222V221H8ZM21 222H22V220H21ZM34 222V221H33ZM43 222L42 223H40V224H43ZM65 222V221H64ZM68 222V223H69ZM109 222V221H108ZM116 223H118L117 221H115ZM124 222V221H123ZM138 222H140V221H138ZM137 222V223H138ZM184 222V221H183ZM245 222V221H244ZM254 222H256V219L255 220H253V223ZM3 223V222H2ZM15 223V222H14ZM19 223V222H18ZM39 223V222H38ZM97 223V222H96ZM100 223V224H99ZM98 223V225H97V230H96V233H98V227L100 226V225H102V227L100 228V230H99V233L97 234L98 235V239H99V237H100V235H102V232H104V234H105V237H104V234L101 236L103 239H105L106 237V239H112V237H113V239H112V241L114 240V241H118V243H119V245H117V246H122V245H124V247H125V244H127L128 243V245H129V243L132 241V240H134V242H135V244H137V245H139V246H137V248L135 249L137 252H138V254L135 256V257H138L139 256V259H136V261L137 260H140L139 261V263H138V261L136 262V263H138V264H140V262H141V264H158L159 262L158 261H156V255H155V249L156 248H154L153 250H152V248H151V246H152V243H151V246H148L147 245V243L146 242H144V238H145V235H143L142 233L144 232H142V231H140V230H144V224H142V225H144L143 226V228H142V225H141V223H138V227L136 226V228L135 229H132L131 231L129 230V231H127V230H125V229H123V230H119L117 227H118V225H116V223L115 224H113V221L110 223V225L111 226H108L109 225V223H106V222H103L102 224H101V222H99ZM104 223H106V224H104ZM133 223V222H132ZM136 223V224H137ZM155 223H154V225H155ZM196 223V222H195ZM200 223V222H199ZM221 223V222H220ZM223 223H224V221H223ZM263 223H264V221H263ZM1 224V223H0ZM7 224V223H6ZM16 224H17V222H16ZM16 224H14V225H16ZM21 224V223H20ZM26 224V223H25ZM36 224V223H35ZM39 224V225H40ZM65 224H67V222H65ZM90 224V223H89ZM130 224V223H129ZM242 224V223H241ZM18 225V224H17ZM16 225V226H17ZM22 225H24V224H22ZM29 225H31V224H29ZM44 225V224H43ZM69 225H71L70 223H69ZM150 225V224H149ZM179 225H181L182 226V223H180ZM191 225V224H190ZM197 225V224H196ZM202 225V224H201ZM226 225V224H225ZM248 225V224H247ZM1 226V225H0ZM18 226H20V225H18ZM17 226V227H18ZM25 226V225H24ZM28 226V225H27ZM38 226V225H37ZM63 226H64V224H63ZM67 226H68V224H67ZM96 226V225H95ZM134 226V227H135ZM178 226V225H177ZM244 226H246V225H244ZM26 227V226H25ZM43 227V226H42ZM71 228H69V231H71L70 229H73L72 231H76V228H77V226H74V225H71L70 226ZM123 227L124 228H126V226L125 225H123ZM132 227V226H131ZM146 227V226H145ZM180 227V226H179ZM193 227H194V225H193ZM192 227V228H193ZM225 227V226H224ZM249 227V226H248ZM12 228V227H11ZM19 228V227H18ZM20 228H21V226H20ZM27 228V227H26ZM32 229L31 230V236L33 237V236H35L36 234H37V230L36 229H34V227H32V225H31V227H29L28 226V228H27V230L28 229ZM40 228H41V225H40ZM61 228H62V226H61ZM60 228V229H61ZM86 228V227H85ZM142 228V229H141ZM148 228V227H147ZM152 228H153V226H152ZM156 228V227H155ZM191 228V227H190ZM197 228V227H196ZM5 229V228H4ZM3 229V230H4ZM15 229H17V228H15ZM29 229V230H30ZM63 229H64V227H63ZM62 229V230H63ZM67 229V228H66ZM95 229V228H94ZM146 229V228H145ZM203 229V228H202ZM225 229V228H224ZM228 229V228H227ZM2 230V231H3ZM9 230V229H8ZM14 230V229H13ZM12 230V231H13ZM28 230V231H29ZM36 230V231H35ZM44 230V229H43ZM150 230H151V226H150ZM180 230V229H179ZM189 230V229H188ZM191 230V229H190ZM194 230H195V227H194ZM198 230V229H197ZM248 230V229H247ZM260 230V229H259ZM258 230V231H259ZM21 231V229H19V232ZM39 231H42V230H39ZM58 231V230H57ZM72 231H71V234H68V235H72ZM77 231H78V229H77ZM81 231V230H80ZM187 231V230H186ZM199 231V230H198ZM200 231H201V229H200ZM224 231V230H223ZM254 231V230H253ZM4 232V231H3ZM9 233H10V231H8ZM43 232V231H42ZM59 232H60V230H59ZM82 232V231H81ZM204 232V231H203ZM247 232H249V231H247ZM264 232V231H263ZM12 233H14V234H16L17 235V237H18V233L16 232V231H14V232H12ZM30 233V232H29ZM60 233H62V231L60 232ZM63 233H64V231H63ZM62 233V234H63ZM78 233V232H77ZM85 233V232H84ZM101 233V234H100ZM152 233V232H151ZM182 233V232H181ZM194 233H195V231H194ZM254 233V232H253ZM260 233V232H259ZM11 234V233H10ZM100 234V235H99ZM170 234V233H169ZM187 234V233H186ZM190 234V233H189ZM196 234H197V232H196ZM205 234V233H204ZM213 234V233H212ZM212 234H208V236L206 237L205 235H204V238L206 237V239L207 238H209V236H211ZM225 234H226V232H225ZM252 234V233H251ZM1 235V234H0ZM7 235V234H6ZM22 234L20 233V236H21ZM29 235V234H28ZM39 235V234H38ZM40 235H42V233L40 234ZM148 235V234H147ZM220 235H222V234H220ZM253 235V234H252ZM256 235V234H255ZM260 235V234H259ZM263 235H264V233H263ZM2 236H3V233H2ZM13 236V235H12ZM26 236V235H25ZM52 236V235H51ZM65 236H66V234H65ZM78 236L79 235H77L76 236V234H75V237H77L78 238ZM87 236V235H86ZM120 236V237H119ZM144 236V237H143ZM160 236V235H159ZM170 236V238H171V235H169ZM192 235H190L189 237H191ZM200 236V235H199ZM199 236H195L196 238L197 237H199ZM202 236V235H201ZM246 236V235H245ZM244 236V237H245ZM1 237V236H0ZM24 237V236H23ZM31 237V238H32ZM38 236L36 235V237H34V238H37ZM40 237V236H39ZM38 237V238H39ZM55 237V236H54ZM63 237V236H62ZM74 237V238H75ZM100 237V240H102V238ZM118 237H119V239H118ZM182 237V236H181ZM185 237V236H184ZM188 237V238H189ZM195 237H191V239L192 238H195ZM227 237V236H226ZM260 237V236H259ZM262 237H264V236H262ZM262 237L260 238V239H262ZM11 238V237H10ZM18 238H20V237H18ZM31 238H29V240L31 239ZM34 238L32 239V244H31V241H30V243H22V242H20V243H22V244H20L19 246H18V248H16L17 249V251L16 250H14L15 252H12V255L13 256H15L14 255V253H18V255H16V256H19L20 258V260L21 259H23V258H25V260H23L24 262L23 263H25V261L27 262V264L28 263H31V264H47L48 263V261H47V259L46 260H44L45 261V263H44V261L42 260V259H44V253H43V251H42V249L43 248H41L40 247V244L42 245V243L43 242H41V241H39V243L40 244H36V243H34V242H36L35 240H34ZM53 238V237H52ZM51 238V239H52ZM65 238V237H64ZM73 237H72V239H74ZM83 238V237H82ZM114 238H117L116 240L114 239ZM150 238V237H149ZM169 238V239H170ZM183 238V237H182ZM180 238L181 239V241L183 240V241H185V240H187L186 239V237H185V239L183 238ZM211 238V239H210ZM208 240H211L210 241V244H211V242H212V245L210 246H208V248L211 250V248H213V244H215L216 242V239H214V235H213V237H210ZM249 238V237H248ZM26 239V238H25ZM85 239V238H84ZM93 239V238H92ZM151 239V238H150ZM168 239V238H167ZM166 239V240H167ZM190 239V240H191ZM202 239V238H201ZM8 240V239H7ZM39 240V239H38ZM38 240H37V242H38ZM71 240V239H70ZM131 240V241H130ZM148 240V239H147ZM171 240V239H170ZM169 240V241H170ZM204 240V239H203ZM219 240H220V237H219ZM223 240V239H222ZM230 240V239H229ZM248 240V239H247ZM257 240H258V237H257ZM13 240H11V242H12ZM19 241H21V240H19ZM54 241H57V240H54ZM60 241V240H59ZM73 241V240H72ZM74 241H76V239L74 240ZM77 241H78V239H77ZM76 241V242H77ZM79 241H81L80 239H79ZM79 241H78V243H79ZM130 241V242H129ZM164 241H165V239H164ZM180 241V240H179ZM180 241V242H181ZM189 241V240H188ZM192 241H194V243H197L196 242V240L194 239V240H192ZM223 241H225V240H223ZM232 241V240H231ZM245 241V240H244ZM243 241V242H244ZM258 241H260V240H258ZM257 241V242H258ZM3 242H4V240H3ZM76 242H75V244H76ZM83 242V241H82ZM88 242H90V240L88 241ZM99 242V241H98ZM101 242V241H100ZM103 242H104V240H103ZM150 242V241H149ZM151 242H152V239H151ZM166 242H168V241H166ZM190 242L191 241H189V245H190V247L192 246L193 247V242H192V244H190ZM201 242V241H200ZM199 241H198V245L197 244H194V248L193 249H191L190 251H187V252H190V253H195V252H199L198 254L200 255V251H199V249H201L202 247H203V245H201V248H200V245H199V243H200ZM207 242L209 243V241H207L206 240V244H207ZM2 243V242H1ZM1 243H0V246H1ZM59 243V242H58ZM84 243H85V241H84ZM92 243V242H91ZM107 243V242H106ZM109 243V242H108ZM133 242H131L130 244L131 245H133L132 244ZM169 243H171V241L169 242ZM182 243V242H181ZM187 243V245H188V242H186ZM204 243V245H206ZM219 243H221V242H219ZM259 243V242H258ZM7 244V243H6ZM9 244V243H8ZM15 244H17V243H15ZM57 244V243H56ZM67 244V243H66ZM65 244V245H66ZM72 244V243H71ZM75 244H72L73 246H71V247H75L74 245ZM90 244V243H89ZM88 244V245H89ZM99 245H98V247L101 245L100 243H98ZM201 244V243H200ZM218 244V243H217ZM217 244H216V246H217ZM224 244V243H223ZM222 244V245H223ZM228 244V243H227ZM261 244V243H260ZM4 245V244H3ZM2 245V246H3ZM59 245H60V243H59ZM64 245V244H63ZM64 245V246H65ZM77 245V244H76ZM79 245V244H78ZM92 245V244H91ZM208 245V244H207ZM206 245V246H207ZM226 245V244H225ZM229 245H231V244H229ZM13 246V245H12ZM61 246V245H60ZM70 246V245H69ZM83 246H84V244H83ZM82 246V247H83ZM86 246V245H85ZM93 246V245H92ZM102 246H104V243H102ZM136 246V245H135ZM183 246V245H182ZM215 245H214V247H216ZM219 246V245H218ZM261 246H263V243H262V245ZM4 247H6V246H4ZM43 247V246H42ZM47 247L48 248H50V246H48L47 245ZM55 247H56V245H55ZM70 247V248H71ZM129 247H130V245H129ZM159 247V246H158ZM186 247V246H185ZM191 247V248H192ZM224 247V246H223ZM259 247V246H258ZM52 248V247H51ZM63 248V247H62ZM61 248V249H62ZM72 248V249H73ZM77 247H75V249H76ZM105 248V247H104ZM116 248V247H115ZM183 248V247H182ZM208 248H207V250H208ZM222 248V247H221ZM233 248H234V246H233ZM260 248H262V247H260ZM259 248V249H260ZM8 249V248H7ZM14 249V248H13ZM53 249H55V248H53ZM59 249V248H58ZM87 249V248H86ZM89 249V248H88ZM101 249V248H100ZM131 249V248H130ZM133 249V248H132ZM160 250H161V248H159ZM188 249V248H187ZM203 249V248H202ZM216 249H217V247H216ZM219 249V248H218ZM223 249V248H222ZM230 249H232V248H230ZM263 250H264V247L262 248ZM2 250V249H1ZM5 250V249H4ZM9 250V249H8ZM49 250V249H48ZM47 250V251H48ZM63 250V249H62ZM62 250H60V251H62ZM85 250V249H84ZM83 250V251H84ZM94 250V249H93ZM96 250V249H95ZM117 250V249H116ZM184 250H185V248H184ZM189 250V249H188ZM193 250H194V252H193ZM207 250H206V252H207ZM213 250V249H212ZM227 250H229L228 248H227ZM243 250V249H242ZM249 250V249H248ZM56 251H57V249H56ZM75 251V250H74ZM77 251V250H76ZM90 251V250H89ZM157 251H158V248H157ZM186 251V250H185ZM184 251V252H185ZM234 251V250H233ZM5 252V251H4ZM53 252H54V250H53ZM81 252V251H80ZM85 252V251H84ZM98 252V251H97ZM120 252V251H119ZM133 252V251H132ZM131 252V253H132ZM159 252H161L162 253V250L161 251H159ZM205 252V253H206ZM213 252H215L214 250L212 251V254H213ZM220 252V251H219ZM227 252V251H226ZM232 252V251H231ZM242 252V251H241ZM240 252V253H241ZM261 252H262V250H261ZM60 252H58V254H59ZM62 253V252H61ZM77 253V252H76ZM75 253V255H77ZM87 253H89L88 252V250H87V252H86V254ZM223 253V252H222ZM228 253V252H227ZM50 254V253H49ZM54 254V253H53ZM57 254V253H56ZM67 254V253H66ZM81 254V253H80ZM90 254L91 253H89L88 255L90 256ZM99 254V253H98ZM105 254V253H104ZM136 254V253H135ZM158 254V253H157ZM186 254V253H185ZM189 254V253H188ZM210 255H211V253H209ZM216 255L218 254L217 252L215 253ZM232 254V253H231ZM239 254V253H238ZM102 255H103V253H102ZM162 255V254H161ZM192 255V254H191ZM196 255V254H195ZM203 255V254H202ZM216 255H215V257H216ZM219 255V254H218ZM251 255V254H250ZM16 256L14 257L15 259H16ZM49 256V255H48ZM47 255H46V257H48ZM54 256H55V254H54ZM61 256H63V255H61ZM83 256V255H82ZM91 256H92V254H91ZM91 256H90V258H91ZM97 256V255H96ZM99 256V255H98ZM116 256V255H115ZM114 256V257H115ZM121 256V255H120ZM123 256V255H122ZM164 256V255H163ZM194 256V255H193ZM201 256V255H200ZM207 256V255H206ZM212 256H214V255H212ZM212 256H210V257H212ZM235 255H233V257H234ZM55 257H57V256H55ZM76 257V256H75ZM80 257V256H79ZM110 257V256H109ZM109 257H108V259H109ZM112 257V256H111ZM119 257V256H118ZM118 257H115V258H118ZM134 257V258H135ZM185 257V256H184ZM196 257V256H195ZM204 256H202V258H203ZM215 257H213V259H215ZM218 257V256H217ZM224 257V256H223ZM13 258V257H12ZM51 258V257H50ZM83 259H84V256L82 257ZM81 258V260H83ZM87 258H89V257H87ZM89 258V259H90ZM186 258V257H185ZM188 258V257H187ZM219 258V257H218ZM244 258H245V256H244ZM66 259V258H65ZM75 259V258H74ZM86 259V258H85ZM85 259H84V261H85ZM92 259V258H91ZM97 259V258H96ZM101 259V258H100ZM100 259H98V260H100ZM104 259V258H103ZM103 259H101L103 262H104V260ZM122 259V258H121ZM204 259V258H203ZM205 259H208V257L207 258H205ZM213 259L211 260V258H210V263L209 264H215L216 262L215 261H213ZM231 259V258H230ZM238 259V258H237ZM19 260V261H20ZM55 260H59V259H57V258H55ZM62 260V259H61ZM76 260V259H75ZM100 260V261H101ZM125 260V259H124ZM135 260V259H134ZM183 260V259H182ZM181 260V261H182ZM188 260H189V262H190V259H187V260H183L184 262H182L183 264H190L189 262H188ZM209 260V259H208ZM227 260V259H226ZM233 260V259H232ZM239 260H240V258H239ZM241 260H242V258H241ZM246 260V259H245ZM1 261H2V259H1ZM19 261H17V262H19ZM46 261H47V263H46ZM60 261V260H59ZM83 261V262H84ZM89 261V260H88ZM100 261H99V263H100ZM102 261H101V263L100 264H103L102 263ZM110 261V260H109ZM212 261H213V263H212ZM14 262H16V260L14 261ZM16 262V263H17ZM58 264H62V262L60 261V262H58V261H56ZM73 262V261H72ZM108 262V261H107ZM111 262H114L113 260L111 261ZM110 262V263H111ZM120 262H122V261H120ZM135 261H133V263H134ZM158 262V263H157ZM204 262V261H203ZM209 262V261H208ZM226 262V261H225ZM240 262V261H239ZM246 262V261H245ZM2 262H0V264H1ZM22 262H21V264H23ZM56 263V264H57ZM99 263H96V264H99ZM109 263V262H108ZM116 262H114V264H115ZM118 263H119V261H118ZM117 263V264H118ZM131 263V262H130ZM199 263H201V262H199ZM207 263V262H206ZM236 263V262H235ZM251 263V262H250ZM5 264V263H4ZM18 264H20V263H18ZM26 264V263H25ZM76 264V263H75ZM89 264V263H88ZM104 264H106V263H104ZM112 264V263H111ZM120 264H123V263H120ZM203 264V263H202ZM205 264V263H204ZM228 264V263H227ZM236 264H238V263H236ZM240 264V263H239ZM247 264V263H246Z\"/></svg>", "mask_w": 264, "mask_h": 264}]
</instances>
